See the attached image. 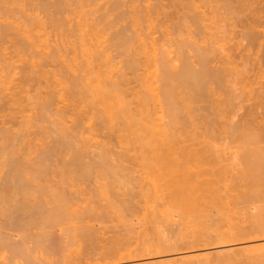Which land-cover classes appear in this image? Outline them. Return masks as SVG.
Here are the masks:
<instances>
[{
    "label": "bare ground",
    "instance_id": "1",
    "mask_svg": "<svg viewBox=\"0 0 264 264\" xmlns=\"http://www.w3.org/2000/svg\"><path fill=\"white\" fill-rule=\"evenodd\" d=\"M3 2L4 0H0V2ZM9 1V0H8ZM37 1V0H36ZM39 1V0H38ZM63 1V0H62ZM70 1V0H69ZM82 1H84V0H81L80 2H82ZM88 1H90V3H92V2H98V0L96 1V0H88ZM131 0H129L128 2H130ZM132 1H134V0H132ZM146 1V0H145ZM148 2L147 3H149V4H147L146 3V5H143V3L142 4H140L141 5V8H142V5H143V9H145L146 7H147V9L146 10H149V11H152L153 9H156V7L157 6H155V4L157 3H155L154 2V7L152 8V6H153V3H152V5H151V8H150V1H152V0H147ZM155 1V0H154ZM161 1H163L164 2V0H161ZM169 0H167V2H168ZM177 0H173V4L171 5V3H172V0H170V2H168V3H170V4H168V5H171V6H174V8H176L177 9V6H178V4H179V6H181V8L180 9H182L183 10V12H181V10H180V14H182V13H184V14H186L185 16H186V18L189 16L188 14V12L190 11V16L187 18V19H192V21H193V18H194V21H195V23H192L193 25L195 24H197L195 27H193L194 29H193V31H195L197 28H199L200 26L202 27V23H203V20L205 21V19L204 18H206V17H208L209 16V14H206L205 13V15H208V16H205L204 14H202L201 12V10H199V11H201V12H199L200 14H198V16H195V15H197L196 13H198V11H197V8L199 7V5H197L195 2H193V0H185L186 2L184 3V2H179L178 3V1H180V0H178L177 2H176ZM181 1H183V0H181ZM217 3H216V2ZM57 2H59V1H57ZM56 2V3H57ZM64 2V1H63ZM124 2H127L126 0L124 1ZM123 2V0H122V2L120 1V0H113L112 1V4L109 6L110 8H108L109 9V11L110 12H113V11H117L118 10V8H119V6L121 5L120 3H124ZM135 2H137V0L135 1ZM134 2V3H135ZM166 2V1H165ZM178 3V4H176V3ZM188 2V3H187ZM207 2V1H206ZM214 2L216 3V5H218L217 6V8L219 7H221V5H223V7H221V9L223 8V9H227L226 10V12L229 10L230 12H229V16H225V14H224V16L226 17L225 19H226V21L228 22H226L227 23V25H228V27H231V30H229L230 31V33H233L234 34V37H235V42L233 43V47H232V45H231V49L228 47H226V48H223L222 46H221V48H223V49H221L220 50V48H219V51L218 52H222V51H225L224 53H222V54H217V53H215V50H217V49H214L213 47H211V46H209V48L207 47L208 46V44H207V46L205 45H203V46H201V47H199V46H197L198 45V43L197 42H199V41H197V42H191V43H193L191 46H189L188 48H190L191 47V49H190V51L191 52H193L192 54H193V56H192V58H190L189 57V55L187 56L186 55V53H185V55L184 54H181L180 55V65H181V67L180 68H174V67H172V65L173 64H171L172 63V59H170V61H168L167 62V60H166V58H167V56H166V52L164 53V52H162V54H160V53H157V55L155 54V55H151V56H154L153 58H152V60L154 61V63H158V64H160V67H161V71L159 70V72H161V74H160V77L158 76V78H156V79H158L159 80V82L157 81V80H155V81H157L159 84H158V86L156 85V87L154 86H152V85H147V83H146V85H145V87L148 89V90H146L144 93L146 94V97H151V95H150V92H151V94L152 93H154L153 91L154 90H156V91H158V94L159 95H161L160 97L162 98L161 99V101H160V98H159V102H157V104L159 105L158 107H159V111L161 112V113H159V114H157L156 113V116H157V118L156 117H153L152 118V115L153 114H151L149 111H147V109L145 110V103H144V100H143V98L145 97L144 95V93L141 91V89L137 92V91H134V89L132 88L131 90H129V91H131V92H128V84H130V81L133 79V77L134 76H130L131 78H127V76H126V78H125V76H124V74H121V73H119L118 75H114L115 73V70H114V72H111L110 70H109V72H108V70H105V69H103L102 70V66H104V63H102L103 61H100L102 58V56H101V54L102 53H98V52H96V49H90L91 51H93V50H95V51H93V52H89L88 53V51L87 50H84V51H87V54H89V55H87L86 53V55L88 56V57H86V59L84 58V60H83V62L81 63H79V61H78V63L79 64H74L75 65V67H76V69H72L71 67H69L68 69L69 70H67V72L69 73V74H71V79H70V76H68L69 77V79L70 80H73V81H71V82H73V83H75V86L77 87V86H80V88L82 87V88H84V91L87 93V96L86 95H84L83 96V92L81 93L80 91V89H79V92L78 93H76V94H78L79 95V93L80 94H82V95H80V97L81 96H83V98L85 97V98H88V100L86 99L85 101H87V103L85 104L83 101V103H84V105H86V108H84V107H80L81 105H78L77 103H79V100H78V102L75 104V106L73 107L72 105H70V106H72L71 108L72 109H69L70 107H68L69 106V103H65V105L66 104H68V106L66 105V106H64V104L62 105V106H58L59 104H56L55 103V101H56V99H57V97H59V99L58 100H60V96H59V94L58 93H60L61 92V90H62V87H61V90L60 91H58V93L56 94V92H57V90H55L56 88H58V85H61V84H59L58 82H56L55 83V81H51V73L53 74L54 73V71L52 72H50V71H48V70H46L45 71V69L43 70V71H38V70H36L37 68H35L36 66L35 65H33V64H31L30 63V61L29 60H27L26 62H28V64L30 63V65L27 67V66H25V67H20V68H22V69H20L21 71H22V73H21V71H19V73H20V75L19 74H17V79H18V76H19V80H20V82H18L17 83V85H19V83L21 84V83H23V85L21 84V86H18V90H13V89H16L17 88V86H15V87H13L12 86V88H8L7 86H6V88H5V90H6V94H4V93H2V91H1V89H0V93L1 94H3L2 96H3V99L1 100V101H3V103L2 104H0V106H1V110H0V123H1V126H0V172H1V168H3L2 166H5L7 169L5 170H3L2 171V173H0L1 175H0V214H3V215H5L4 217L5 218H3V216L1 217V218H3V219H0V248H3L2 246H7V248L9 247V249H7L5 246H4V248H6V249H0V251H2V252H4V251H6L8 254H10L12 257H11V259L12 260H14V261H16V256H17V258L19 257V255L22 257L23 256V258H24V256H25V258H28L27 257V254L29 253L28 252V248H26L27 250H24V248H23V246L25 245V244H29V245H33V246H35L36 245V247H37V251L40 249L41 251H44V249H45V251L47 252L48 251V249H50L51 248V245H52V248L54 249V247H53V243L52 242H50V241H54V240H52V239H50V238H52V233L49 235V233L47 234L46 233V231L48 232V230L51 228V227H53V225L56 223V227H58V225H57V223H59V222H63V221H66V220H69L70 218H77V219H79L80 220V222H74V223H76V224H78V225H76V224H74L75 226H79L80 224L79 223H81V220L82 221H84V218H86L87 220H89V218L91 217V218H94L95 219V222H96V220H101L102 219V221L101 222H103V224H104V221H103V219H104V217L106 216L107 217V219H109V217L108 216H110V214L111 213H113V214H117V212H120V211H125V209L127 210V211H130V214H132V211H137V210H135V205L134 206H132L131 204H128V205H131V206H128L127 204L123 207L124 209H121L120 207H119V205H118V209H117V205H115L114 206V204L113 205H111L110 203V205L111 206H113L112 208H111V206L109 207V205H108V202H107V207H104L105 208V211H103V212H101V211H98V209H96V207L95 206H88L87 205V203H85L86 204V206L84 207V208H81V210H79L78 211V209L80 208V204H78L77 202H76V204H78L79 205V208H77L76 209V207L77 206H73L74 204H75V202H74V199L75 198H77L78 196V194H79V197L81 196L80 194H82V193H80V192H77V191H75V190H67L66 188V185L69 187V185H70V183L71 182H74L75 183V181H81L82 180V182L83 181H87L90 177H91V173H92V171H91V168L93 167V169L92 170H94L95 171V167L97 168V167H100V169H101V172H100V170L98 171L97 169V176H98V178L97 179H99V177H102L103 175L102 174H105V172L108 170V165H107V162L111 159V157H113V160L112 161H114V160H123L124 161V159L127 157V151L129 150V148H126V150H125V152H123V153H119L118 155H116V154H113V153H111L110 151H112V150H109V152H106L104 155H101V157H100V161H99V164H97V162H95L94 161V163H96V165L97 166H95V164L92 162V163H90L91 165L90 166H88V165H86V166H80L79 167V174H77V176H72L76 171H74L73 169H75L76 168V166L79 164V163H77V161L76 160H80L81 159V155L80 154H77V155H74V156H72V157H69V159L68 160H63V161H66L65 162V165H67V164H69V165H71L72 167L74 166V163L72 162V160H75L76 161V163H75V167H73V168H69V166H67V170H66V167H65V165H64V163H62L64 166H63V168L65 169H63V168H61L62 170H64V171H61L62 173H63V176H62V173H61V176L63 177V179H61L60 181H58V182H52V180L50 179V177L51 176H49L48 174H52V173H50L51 171H52V169H51V167H55V165L57 166V164H59L58 162L60 161L59 160V154H61V152L62 151H64L67 147H69L70 145V147L73 149V146L72 145H76V146H78L79 144H81V143H79V142H82V138H84V137H82L81 138V134H83L84 133V129L86 130V129H91V128H86L85 127V123L86 122H89L90 120H91V122H92V120L94 119V120H96V119H98V120H100V122H98L99 124V126H101L100 128L102 129V128H107V129H109V130H111V132H110V134L112 133V135H110L109 134V136H112V137H117V139L118 138H122L121 139V141L123 140V137H120L121 135H123L124 134V131L126 132L125 134H124V136L126 137H130V139L129 138H127L126 140L128 141V139L129 140H131L132 139V142H130V144L132 143L133 144V140H134V142L136 141H138V140H140L141 141V149H140V151L139 152H141L140 154L142 155L141 157L143 158V159H145V158H150V159H152L155 163L152 165V164H147L146 162V164L147 165H145V163H143L144 165H145V167H148V168H155V166H159V162H162V161H160L161 160V158H162V160H163V158L165 157V155L167 156V155H170V154H176V152H178V154L179 153H181L182 154V156L185 154V149H186V147L188 146V145H186V146H182V147H180L179 145V143H181V142H185L186 140H181L182 138H184L185 137V135L187 136L186 137V139L187 138H189V137H191V136H194L193 134L195 133V132H197L198 131V129L197 130H195L194 131V127H193V131H192V129L190 130H188L186 127H187V125L188 126H190L191 124L192 125H197L196 124V122L198 121H196V119H195V117L193 118L192 117V119H193V122L191 121V119L189 118V117H191V116H189L188 117V115H187V117L190 119H188L187 117L185 118V121L183 120V118L185 117H183L181 114H182V112H183V115H185L184 113H185V109H187V107L189 106V101L187 100V99H189L190 98V96L193 94L194 96H196V98H197V96H198V98H211V97H209L210 95H212V96H214L216 93H218V89H221L222 87H223V91H225V92H227V93H230V95H231V93H232V97L230 98H227V100L225 99L224 101H227L229 104L227 105V104H224L223 102L224 101H222V103H223V105L224 106H222L221 105V103H220V101L221 100H223V99H221V98H219V96H216V99H214L215 98V96L212 98V99H214V101L212 102L211 100H209V102L211 103L210 104V106H212V104H216V106L217 107H214V105H213V107L214 108H212L211 109V107H209V109H211V110H213V109H215L216 108V110H214L215 112H212L211 110H209V112H212V113H214L215 115L221 110V109H223V110H225L226 108H229V109H227V110H229V111H227V112H230V113H233V115H234V113H236V112H238L239 110L241 111V110H243L242 111V113L240 114V116H238V113H237V116H238V118L239 119H241L243 122H242V124H240L238 121H240V120H238L237 118H236V115H234V117L236 118V122H238V123H232L230 126H231V128H230V130H231V132L232 133H230V130L227 128L226 130H225V128L226 127H221V125H223V123L222 122H224V121H222L221 123L222 124H220V130L223 128V132H224V130L226 131L225 132V134L224 133H222V131H220V130H218V127H219V125H218V122H219V120H216V117L218 116L219 118H220V116H221V114L224 112V113H226L225 111H223L222 113L220 112L219 113V115H217L216 117H215V115H214V117H213V115L212 114H210L209 112H207L206 114H202L200 117L199 116H197V119H199V121L202 119V121H201V123L203 124V126L201 125V127H203V128H199V126H198V128L200 129L198 132V134H199V136H202V135H204V136H202V137H204L205 139H206V137H207V139L206 140H208V138H209V140L210 139H213V141L211 140L210 142H209V140L207 141L209 144L210 143H212V142H214V140H215V138H217V141H223L222 139H225L226 141H227V138H229L230 136H231V134L232 135H234V136H236V134H234V133H237V137H238V139L240 140V138L239 137H241V141L244 139V140H246L247 138L248 139H250L248 136V134H250V130H251V132L252 131H256V129H257V131H259L260 130V133L259 132H255L254 134L256 135V137L257 138H255V139H258V137L260 138V139H262L263 141H264V112H262L261 110H263L264 109V0H214ZM222 2V3H221ZM5 3V2H4ZM11 3V2H10ZM13 3V2H12ZM50 3V2H49ZM54 3H55V1H54ZM83 3V2H82ZM81 3V4H82ZM84 3H86V0H85V2ZM88 3V2H87ZM99 3V2H98ZM132 3V2H131ZM133 3V4H134ZM159 3H162V2H159ZM187 3V6L185 5ZM221 3V4H220ZM1 4V3H0ZM15 4V3H14ZM58 4V3H57ZM65 4H66V1H65ZM94 4V3H93ZM97 4V3H96ZM133 4H131V5H133ZM137 4H138V2H137ZM164 4V3H163ZM166 4V6H167V3H165ZM165 4H164V8H166V6H165ZM185 5V6H183V5ZM189 4V5H188ZM209 4V3H208ZM6 5V4H5ZM10 5V4H9ZM40 5V4H39ZM38 5V6H39ZM48 5V4H47ZM61 5V4H60ZM59 5V6H60ZM89 5V4H88ZM100 5V4H99ZM103 5V4H102ZM130 5V6H131ZM135 5V4H134ZM133 5V7H134V9H135V7L136 6H134ZM157 5V4H156ZM162 5V4H161ZM215 5V6H216ZM15 6V5H14ZM17 6V5H16ZM51 6V5H50ZM80 6V5H79ZM125 6H127L126 4H125ZM138 6V5H137ZM159 6V5H158ZM176 6V7H175ZM205 6V5H204ZM210 6V5H209ZM212 6H213V4H212ZM52 7V6H51ZM55 7H56V4H55ZM162 7H163V5H162ZM162 7H160V8H162ZM168 7V6H167ZM185 7V8H184ZM200 7H201V5H200ZM200 7L198 8V9H200ZM211 7V6H210ZM4 8V7H3ZM7 8H8V6H7ZM38 8V7H37ZM80 8V7H79ZM83 8V7H82ZM100 8V7H99ZM128 8H130V7H128ZM132 8V7H131ZM140 8V7H139ZM187 8V9H186ZM213 8V7H212ZM219 8H218V10H219ZM120 9V8H119ZM138 9V8H137ZM168 9V8H167ZM173 9V8H172ZM178 9H179V7H178ZM178 9H177V11H178ZM185 9V10H184ZM206 9V8H205ZM208 9V8H207ZM2 10H4V9H2ZM7 11L9 10V9H6ZM5 10V11H6ZM65 10V9H64ZM102 10V9H101ZM156 10H158V9H156ZM155 10V12H157ZM165 10V9H164ZM193 10V11H192ZM211 10H213V9H211ZM99 11H100V9H99ZM115 11V12H116ZM133 11V10H132ZM159 11H160V9H159ZM157 12V13H160V12ZM187 11V12H186ZM208 11V10H207ZM214 11V10H213ZM222 11V10H221ZM1 12V11H0ZM24 12V11H23ZM63 12V11H62ZM167 12V11H166ZM169 12V11H168ZM168 12H167V14H168ZM173 12V11H172ZM195 14H194V13ZM204 12V11H203ZM4 13V12H3ZM6 13V12H5ZM99 13V12H98ZM103 13V12H102ZM107 14H108V12H106ZM171 13V12H170ZM176 13H178V12H176ZM216 14L217 13H219V11L218 12H215ZM214 13V14H215ZM0 14H2V13H0ZM50 14V13H49ZM107 14H106V16H105V18L106 17H108V20H109V16H107ZM118 14H120V13H118ZM134 14V13H133ZM173 14H174V12H173ZM179 14V13H178ZM183 14V15H184ZM192 14V15H191ZM202 14V15H201ZM28 15V14H27ZM30 15V14H29ZM36 15V14H35ZM51 15V14H50ZM108 15H110V13L108 14ZM160 15H161V13H160ZM170 16L172 15V14H169ZM176 15L177 14H175L174 15V17H176ZM199 15H201V16H203V17H201V16H199ZM228 15V14H227ZM5 16V15H4ZM24 16H26V14L24 15ZM59 16H61V15H59ZM146 15H144V17H145ZM152 16V15H151ZM162 16V15H161ZM164 16V15H163ZM184 16V17H185ZM193 17V18H190V17ZM8 17V16H7ZM15 17V16H14ZM23 17V16H22ZM46 17V16H45ZM44 17V19H46ZM65 17V16H64ZM103 17H104V15H103ZM110 17H111V15H110ZM117 17H120V16H117ZM142 17V16H141ZM144 17H142V18H144ZM153 17V16H152ZM173 17V16H172ZM182 17V16H181ZM183 17V18H184ZM217 17H219L218 15H217ZM24 18V17H23ZM29 18V17H28ZM61 18V17H60ZM81 18V17H80ZM116 18V17H115ZM146 18V17H145ZM147 18L149 19V17L147 16ZM156 17H154V19H155ZM157 18H159V16L157 17ZM170 18V17H169ZM203 18V19H202ZM222 18V17H221ZM39 19V18H38ZM62 19V18H61ZM70 19V18H69ZM85 19V18H84ZM173 19V18H172ZM18 20V19H17ZM23 20V19H22ZM25 20V19H24ZM29 20V24L27 25V26H24V29H23V27H21V26H19L18 24H13V23H11V24H8L7 22L5 23V21H4V24H0V57L1 56H5L6 55V53H7V55H8V52H6V50L10 47L11 48V46H12V48H14V49H16V50H18V46L19 45H17V47H16V44H20V50L19 51H16V50H13L12 52H16V56H17V54H18V52H20L21 50L23 51V50H26L27 48H30V47H37V45H36V43H37V38H38V36L40 35H34L33 33H35V25H39V23L41 22V20H40V22H39V20H36L35 18H29L28 19ZM95 20V19H94ZM112 20H114V18H112ZM112 20L110 21V22H112ZM156 20H159V19H156ZM190 20H188V21H190ZM206 20H207V18H206ZM221 20V19H220ZM83 21V20H82ZM96 21V20H95ZM100 21V20H99ZM99 21L96 23V26H97V24L99 25ZM150 21H151V23L153 22L151 19H150ZM150 21H149V23H150ZM192 21H190V22H192ZM193 21V22H194ZM196 21H198V22H196ZM210 21V20H209ZM3 22V21H2ZM16 22V21H15ZM20 22V21H19ZM54 22V21H53ZM69 22V21H68ZM80 22V21H79ZM159 22V21H158ZM200 22V24L198 25V23ZM10 23V22H9ZM37 23V24H36ZM42 23V22H41ZM49 23V22H48ZM52 23V22H51ZM61 23V22H60ZM70 23V22H69ZM114 23V22H113ZM160 23V22H159ZM184 23V22H183ZM186 23V22H185ZM207 23V22H206ZM210 23V22H209ZM87 24V23H86ZM92 24V23H91ZM104 24V23H103ZM102 24V25H103ZM107 24V23H106ZM161 24V23H160ZM181 24V23H180ZM24 25V24H23ZM52 25V24H51ZM54 25V24H53ZM80 25V24H79ZM182 25V24H181ZM191 25V24H190ZM206 25V24H205ZM208 25V24H207ZM35 26V27H34ZM56 25H54V27H55ZM71 26V25H70ZM88 26V25H87ZM93 26H95V25H93ZM92 26V27H93ZM96 26L91 30V34H89L87 31H86V36H87V40H91L92 38H94V37H96V33H98L97 32V29H96ZM192 26V25H191ZM52 27V26H51ZM77 27V26H76ZM82 27V26H81ZM91 27V28H92ZM143 27V26H142ZM166 27V26H165ZM176 27V26H175ZM181 27V26H180ZM186 27V26H185ZM190 27V26H189ZM200 27V28H201ZM208 27V26H207ZM226 27V26H225ZM65 28V27H64ZM84 28H87V27H84ZM84 28H83V30H84ZM111 28H113V27H111ZM126 28V27H125ZM144 28V27H143ZM143 28H141L142 29V31H143ZM95 29V30H94ZM115 29V28H114ZM169 29H171V28H169ZM176 29V28H175ZM230 29V28H229ZM55 30V29H54ZM57 30V29H56ZM79 30V29H78ZM82 30V31H83ZM89 30V29H88ZM108 30V29H107ZM182 30V29H181ZM201 30V29H200ZM17 31V32H16ZM65 31V30H64ZM66 31H67V29H66ZM69 31V30H68ZM133 31V30H132ZM185 31V30H184ZM189 31H191V30H189ZM224 31V30H223ZM223 31H221V32H223ZM227 30H225V32H226ZM36 32H37V30H36ZM90 32V31H89ZM112 32V31H111ZM122 32H124V31H122ZM166 31H164V33H165ZM188 32V31H187ZM225 32H223V33H225ZM18 33H20L21 34V37L19 36L20 34H18ZM67 33V32H66ZM104 33V32H103ZM113 33V32H112ZM118 33V32H117ZM120 33V32H119ZM146 33L147 32H145V36H146ZM163 33V34H164ZM169 33V32H168ZM56 34V33H55ZM71 34V33H70ZM102 34V33H101ZM139 34V33H138ZM166 34V33H165ZM193 34H194V32H193ZM200 34V33H199ZM16 35V36H15ZM73 35H74V33H73ZM85 35V34H84ZM111 35V34H110ZM115 35H118V34H116L115 33ZM121 35V34H120ZM119 35V36H120ZM124 35V34H123ZM136 35V34H135ZM161 35H162V33H161ZM15 36V39L17 40H15L13 37ZM42 36V35H41ZM40 36V37H41ZM82 36H83V34H82ZM98 36V35H97ZM119 36H117V37H119ZM125 36V35H124ZM123 36V37H124ZM144 36V35H143ZM211 36V35H210ZM103 37V36H102ZM136 37H138V36H136ZM179 37V36H178ZM46 38V37H45ZM56 38V37H55ZM96 38H98V37H96ZM105 38V37H104ZM120 38H122V36L121 37H119V39ZM145 38H148L147 36L145 37ZM144 38V39H145ZM166 38H167V36H166ZM170 38V37H169ZM224 38L225 39H227V38H229L228 36L226 37V35H224ZM232 38V37H231ZM230 38V40H232L233 41V39H231ZM48 39V38H47ZM57 39V38H56ZM95 39V38H94ZM110 39V38H109ZM118 39V40H119ZM124 39V38H123ZM123 39H121V40H123ZM144 39L142 40H140L141 41V46H143V48H144V51L146 52V50L148 49L147 48V43L148 42H146V41H148V40H146L145 39V41H144ZM186 39V38H185ZM208 39V38H207ZM216 39H220V38H216ZM215 39V40H216ZM221 39H223V38H221ZM12 40H14V41H12ZM39 40H40V38H39ZM41 40H42V38H41ZM101 40V39H100ZM104 40V39H103ZM117 40V39H116ZM120 40V41H121ZM127 39H125V41L123 40V42H127L126 41ZM184 40V39H183ZM193 40H195V39H193ZM196 40H198V38L196 39ZM210 40H211V38H210ZM44 41H45V39H44ZM48 41V40H47ZM54 41V40H53ZM56 41V40H55ZM175 41H178V40H175L174 39V42H172V43H175ZM187 41V40H186ZM227 41V40H226ZM13 42V43H12ZM39 42V41H38ZM43 42V41H42ZM41 42V43H42ZM95 42H97V41H95ZM98 42H100V41H98ZM106 42V41H105ZM104 42V43H105ZM179 42V41H178ZM203 42V41H202ZM206 42V41H205ZM210 42V41H209ZM230 42V41H229ZM8 43H12V45H9V47L8 46H6L5 44H8ZM16 43V44H15ZM43 43H45V42H43ZM42 43V45H44ZM49 43V42H48ZM66 43V42H65ZM92 43V42H91ZM107 43V42H106ZM140 43V42H139ZM190 43V42H189ZM207 43V42H206ZM205 43V44H206ZM53 44V43H52ZM62 45H64V41L61 43ZM83 44V43H82ZM81 44V45H82ZM85 44H87L86 42H85ZM85 44H84V46H85ZM89 44V43H88ZM99 44H101V43H99ZM108 44V43H107ZM177 44V43H176ZM175 44V45H176ZM204 44V43H203ZM14 45H15V47H14ZM55 45V44H54ZM53 45V46H54ZM59 45V44H58ZM93 45V44H92ZM98 45V44H97ZM103 45V44H102ZM150 45H151V43H150ZM212 45V44H211ZM45 46L47 47V49L49 48V44H47V42H46V45H44V48H45ZM56 46V45H55ZM87 46V45H86ZM94 46V45H93ZM93 46H91V47H93ZM149 46V45H148ZM192 46L194 47V48H192ZM21 47H22V49H21ZM60 47V46H59ZM59 47L58 48H56V51L54 52L55 54H56V52H57V54L58 53H60L61 51H62V49H61V51H60V49H59ZM64 47V46H63ZM95 47H96V45H95ZM179 47V46H178ZM181 47V46H180ZM211 47V48H210ZM32 48H30V49H32ZM41 48V47H40ZM65 48V47H64ZM71 48V47H70ZM83 48V47H82ZM108 48V47H107ZM141 48V47H140ZM202 48H205V49H202ZM29 49V50H30ZM53 49V48H52ZM59 49V50H58ZM75 49V48H74ZM105 49V48H104ZM115 49V48H114ZM152 49V48H151ZM168 49V48H167ZM175 49H177V48H175ZM179 49V48H178ZM69 50V49H68ZM99 50V49H98ZM108 50H109V48H108ZM121 50V49H120ZM180 50V49H179ZM185 50V49H184ZM186 50H189V49H186ZM59 51V52H58ZM76 51V50H75ZM181 51V50H180ZM26 52V51H25ZM25 52H22L23 54L25 53ZM72 51L70 50V53H71ZM108 52V51H107ZM142 52V51H141ZM148 52V51H147ZM146 52V53H147ZM184 52V51H183ZM188 52V51H187ZM45 53V52H44ZM77 53V52H76ZM83 53V52H82ZM152 53V52H151ZM181 53V52H180ZM190 53V52H189ZM12 54V53H11ZM27 54V53H26ZM73 54H75V53H73ZM158 54H160L159 56H158ZM191 54V55H192ZM215 54H217V55H215ZM64 55V54H63ZM62 55V56H63ZM79 55V54H78ZM81 55V54H80ZM106 55V54H105ZM15 56V55H14ZM28 56V55H27ZM52 56H53V53H52ZM51 55H49V53H48V55H46V62H48V63H46L45 62V60H44V64H50V61H53V60H49V59H51V58H53ZM85 56V55H84ZM5 57H7V56H5ZM4 57V58H5ZM11 57V56H10ZM9 57V55H8V57L7 58H5V59H11ZM20 57H23V55L21 56V52H20ZM36 57V56H35ZM51 57V58H50ZM54 57H56L55 55H54ZM61 57V56H60ZM64 57H68V56H65L64 55ZM73 57V56H72ZM83 57V56H82ZM16 58V57H15ZM24 58V57H23ZM39 58H40V56H39ZM79 58V57H78ZM80 58H81V56H80ZM126 58V57H125ZM3 59V58H2ZM5 59H3V60H5ZM9 59H8V61H9ZM19 59V58H18ZM17 59V60H18ZM29 59V58H28ZM57 59V58H56ZM145 59V58H144ZM192 59V60H191ZM55 60V59H54ZM77 60V59H76ZM82 60V59H81ZM149 60V59H148ZM177 61H179L178 59H176ZM14 61V60H13ZM21 61V60H20ZM24 60H22V62L21 63H26L25 61L23 62ZM34 61V60H33ZM69 61V60H68ZM72 61V60H71ZM105 61V60H104ZM142 61H143V59H142ZM54 62H56V61H53V63ZM67 62V61H66ZM65 62V63H66ZM110 62V61H109ZM112 62V61H111ZM127 62V61H126ZM145 62V61H144ZM196 63V66H197V69H195L192 65L193 64H191V63ZM1 63V62H0ZM10 63V62H9ZM14 62H12L11 61V63H10V65L12 64V66H10V67H15L14 66V64H13ZM60 63V62H59ZM63 63V62H62ZM61 63V64H62ZM70 63V62H69ZM7 65H8V63H6ZM41 64V63H40ZM43 64V65H44ZM57 64V63H56ZM124 64V63H123ZM130 64H131V66H134V65H136V62H130ZM148 64V63H147ZM1 65V64H0ZM66 65V64H65ZM72 65V64H71ZM106 65H107V63H106ZM110 65V64H109ZM24 66V65H23ZM51 66V65H50ZM54 66H55V63H54ZM115 66V65H114ZM4 67V66H3ZM2 67V68H3ZM9 67V68H10ZM62 67V66H61ZM105 67H107V66H105ZM109 67V66H108ZM112 67V66H111ZM143 67H144V65H143ZM157 67H159V66H157ZM159 67V68H160ZM199 67V68H198ZM8 68V67H7ZM13 68H12V70H13ZM16 68H18V66L17 67H15L14 69H16ZM28 68V69H27ZM44 68V67H43ZM62 68H65V67H62ZM133 68V67H132ZM136 68V67H135ZM19 69V68H18ZM39 70L41 69V67H39L38 68ZM48 69V68H47ZM49 69H51V68H49ZM60 69V68H59ZM65 69H67V68H65ZM110 69V68H109ZM126 69H127V67H126ZM1 70V69H0ZM6 70V69H5ZM10 70V69H9ZM25 70V71H24ZM42 70V69H41ZM64 70V69H63ZM112 70V69H111ZM122 70V69H121ZM133 70V69H132ZM145 70H146V67H145ZM155 70V69H154ZM16 71V70H15ZM45 71V72H44ZM61 71V70H60ZM123 71V70H122ZM2 72V71H1ZM48 72H50V73H48ZM59 72V71H58ZM62 72V71H61ZM127 72V71H126ZM136 72V71H135ZM16 73H18V72H16ZM57 73V72H56ZM65 73V72H64ZM114 73V74H113ZM123 73H125V72H123ZM10 74V73H9ZM13 74H14V72H13ZM69 74H67V75H69ZM137 74H138V72H137ZM151 74V73H150ZM149 74V75H150ZM15 75V74H14ZM53 75H55V74H53ZM66 75V74H65ZM148 75V76H149ZM152 75V74H151ZM11 76H13V75H11ZM89 76V77H88ZM144 76V75H143ZM156 76V75H155ZM21 77H22V79H21ZM53 77V76H52ZM59 77V76H58ZM140 77V76H139ZM147 76H145L144 78L145 79H147L146 78ZM154 77V76H153ZM227 77L228 78H231V85L228 87L227 85H228V82H226V80H228L227 79ZM3 78V77H2ZM144 78H143V80H144ZM149 78H151V77H149ZM60 80H61V78H59ZM85 79V80H84ZM141 79V78H140ZM139 79V80H140ZM6 80H7V78H6ZM18 80V81H19ZM84 80V81H83ZM149 80V79H148ZM153 80V79H152ZM152 80H151V82H152ZM230 80V79H229ZM1 81V80H0ZM65 81H66V79H65ZM134 81H135V79H134ZM7 82V81H6ZM82 82H84L85 83V86H84V83L82 84ZM129 82V83H128ZM133 82V81H132ZM131 82V83H132ZM146 82V81H145ZM154 82V81H153ZM225 82H226V84H225ZM2 83H5V82H2ZM81 83V84H80ZM144 83V82H143ZM142 83V84H143ZM149 83V82H148ZM53 84H54V86H53ZM58 84V85H57ZM67 84H68V82H67ZM78 84V85H77ZM157 84V83H156ZM215 84V86L214 87H212L213 85ZM4 85V84H3ZM16 85V84H15ZM126 85H127V87H126ZM134 85V84H133ZM152 86V87H151ZM137 87H138V85H137ZM140 87V86H139ZM211 87H212V89H214V91L217 89V87H218V89H217V91H216V93L214 94L213 92H212V89H211ZM10 89H12V91H10ZM60 89V88H59ZM71 89V88H70ZM129 89H130V87H129ZM4 89H3V91H5ZM29 90H33V91H35V94H31V95H27L29 92ZM72 90V89H71ZM83 90V89H82ZM7 91H8V93H7ZM63 91V90H62ZM144 91V90H143ZM148 91V92H147ZM66 92V91H65ZM185 92H186V94H185ZM222 92V91H221ZM140 93H142V95L143 96H141L140 95ZM184 93V95H182ZM210 93H213V94H210ZM234 93V94H233ZM62 94V93H61ZM69 94V93H68ZM73 94V93H72ZM149 94V96H147ZM158 94H154V95H152L153 97H159V95ZM4 95H6L5 96V98H4ZM56 95H58L57 97H56ZM67 95V94H66ZM70 95V94H69ZM78 95H76V97H78ZM218 95V94H217ZM220 95V94H219ZM1 96V95H0ZM2 96H1V98H2ZM74 96V95H73ZM128 96H129V98H128ZM188 96H189V98H188ZM66 97V96H65ZM64 97V98H65ZM67 97H70V96H67ZM79 97V98H80ZM149 97V98H150ZM217 97H218V99H217ZM56 98V99H55ZM62 98V97H61ZM75 98V97H74ZM67 99V98H66ZM73 99V98H72ZM81 99H82V97H81ZM134 99H136L137 101H135ZM145 99V98H144ZM147 99V98H146ZM152 99V98H151ZM158 99V98H157ZM156 99V100H157ZM219 99H221L219 102H218V100ZM229 99H230V101H229ZM65 100V99H64ZM69 100V99H68ZM148 100V99H147ZM155 100V99H154ZM163 100V101H162ZM177 100H178V102L180 101V100H184L183 102H184V104L182 105V106H180V107H178L179 106V103L180 104H182L181 102L182 101H180L179 103L177 102ZM202 100V99H201ZM218 102V105H217V103H216V101ZM5 101V102H4ZM62 100H60V102H61ZM65 101H67V100H65ZM192 101H193V99H192ZM208 101V100H207ZM24 102H26L27 103V107H25L23 104H25ZM58 102V101H57ZM73 102V101H72ZM81 102V101H80ZM136 102H138V103H136ZM202 102V101H201ZM133 103H135L136 104V106H135V104H134V106L133 107H131V105L133 104ZM70 104H73V103H70ZM81 104V103H80ZM177 104V105H176ZM26 105V104H25ZM74 105V104H73ZM185 105H188V106H185ZM198 105V104H197ZM209 105V104H208ZM225 105H227V107L225 106ZM83 106V105H82ZM162 106H164L165 107V109H166V113L165 112H163L164 111V109L162 108ZM76 107V108H75ZM138 107V108H137ZM184 107H185V109H184ZM192 107V106H191ZM223 107V108H222ZM80 108H81V110H83V111H81L80 110ZM191 109V108H190ZM259 109H261L259 112H258V110ZM28 110H29V112H28ZM81 112H80V111ZM198 110V109H197ZM204 110V109H203ZM205 110H207V109H205ZM73 111V112H72ZM264 111V110H263ZM26 112H28V115L26 114ZM31 112V113H30ZM186 112H188V111H186ZM190 112H192L191 110H190ZM196 112V111H195ZM194 112V113H195ZM209 113V114H208ZM166 114V115H165ZM193 114V113H192ZM51 115H56V117H60L58 120H55V124H54V126H55V129H54V132L58 135L57 136V138H56V140L55 141H52V144L50 145L49 144V142H48V144L47 143H43V144H39V145H37V143H36V141H37V139L38 138H40L39 137V135H41V131H43V130H41V129H43L44 128V123H46L47 122V119H49V117L51 116ZM58 115V116H57ZM204 115V116H203ZM208 115V116H207ZM232 115V114H231ZM254 115H256V116H254ZM169 117V121H170V125L172 126L173 125V129L172 128H170V127H168L167 128V123L164 121V117ZM181 116V117H180ZM223 116V115H222ZM225 116V115H224ZM230 116V115H229ZM55 117V116H54ZM166 117V118H167ZM199 117V118H198ZM217 117V118H218ZM228 117V116H227ZM233 117V118H234ZM255 117H256V119H255ZM201 118V119H200ZM229 118V117H228ZM50 119H52L51 117H50ZM49 119V120H50ZM68 119V120H67ZM187 119L189 120V121H187ZM226 119V118H225ZM232 119V118H231ZM230 119V120H231ZM259 119V120H258ZM168 120V119H167ZM234 120V119H233ZM67 121H68V123H67ZM218 121V122H217ZM50 122H51V120H50ZM52 122H53V120H52ZM241 122V121H240ZM54 123V122H53ZM187 123V125H185V124ZM200 123V124H201ZM217 123V124H216ZM94 124V123H93ZM93 124H92V126H93ZM216 124V125H215ZM225 124H228V123H226L225 122ZM238 124H240V125H238ZM44 125V126H43ZM89 125V127L91 126V124H88ZM156 126V129H158V130H156L155 129V126ZM194 125V126H195ZM218 125V127L217 128H215L216 126ZM15 126H18V128L16 127L15 128ZM53 126V127H54ZM91 126V127H92ZM94 126H95V124H94ZM169 126V125H168ZM213 126H215L214 128H213ZM223 126H225V125H223ZM43 127V128H42ZM85 127V128H84ZM88 127V126H87ZM96 127H97V125H96ZM255 127H257V128H255ZM191 128V127H190ZM196 128H197V126H196ZM195 128V129H196ZM52 129V128H51ZM171 129V130H170ZM203 130V133L205 132V134H203L202 133V130ZM215 129L217 130V131H220L221 132V135L219 136V133L218 134H216L217 133V131H215ZM259 129V130H258ZM99 130V129H98ZM140 130V132H141V134H139V131ZM170 130V131H169ZM173 130V131H172ZM182 130H187V134H185V132L184 131H182ZM229 130V131H228ZM92 131V130H91ZM123 132L122 134L120 133V132ZM53 132V133H54ZM83 132V133H82ZM96 132H97V130H96ZM138 132V133H137ZM182 132L184 133V134H182ZM52 133V132H51ZM120 133V134H119ZM128 133V135H126ZM230 133V134H229ZM55 134V135H56ZM91 134V133H90ZM139 134V135H138ZM196 134V133H195ZM222 134H224V136L222 135ZM228 134V135H227ZM43 135V134H42ZM41 135V137L43 138V136ZM95 135V134H94ZM138 135V136H137ZM184 135V136H183ZM251 135H253V132L251 133ZM250 135V136H251ZM258 135V136H257ZM52 136H53V134H52ZM84 136H86V134L84 135ZM91 136V135H90ZM119 136V137H118ZM137 138H135V137ZM182 136V137H181ZM189 136V137H188ZM196 136V135H195ZM198 136V135H197ZM107 137H108V135H107ZM125 137H124V139H125ZM218 137H219V140H218ZM233 137V136H232ZM42 138H40L41 140H42ZM53 138V137H52ZM51 138V139H52ZM94 138V137H93ZM194 138V137H193ZM193 138H190V141L191 140H193ZM196 138V137H195ZM198 138V137H197ZM54 139V138H53ZM52 139V140H53ZM85 139V138H84ZM199 139V138H198ZM234 139V138H233ZM237 139V140H238ZM255 139H251V141H253V143H251L253 146H250L251 144H248V146H247V144H245L246 142H248V140H246V141H244L245 143L243 144L245 147H243L242 146V143H241V141H239L240 143L239 144H241V147H242V149L239 147V146H237V144H236V146L238 147H236L235 145H233V146H235L238 150H237V153H238V151H239V149H241L240 151H239V153L240 154H238V156H237V154H236V150L235 151H230V150H228V151H230V152H226L225 150H223V152H220V153H218L219 151H217L216 153L215 152H213V149L212 150H209V151H212V152H206V153H211V155H213L214 156V158H212V160H211V157L209 158V157H206L205 158V156L204 155H201V157L203 156L204 158H201L202 160H203V165H207V163H204V160L205 161H207L208 162V159H210L209 160V164H212V165H214V166H217V167H214L213 168V170H214V172L212 171V173H211V177L209 176L210 175V173L209 172H211V171H208V170H212V168H210V166H207V169L206 170H204V171H206V173L208 174H206L205 172H203L204 173V175L206 174V179H204V181L206 180V182H204L203 180V184H201L200 182V184H199V186L197 185H195L196 186V188H194L193 190L191 189V187H190V185H188V187H190V191H187L185 188H186V186H185V188L184 187H178L179 189L181 188V190H183V192L181 191V190H179V189H177V188H175V189H177L178 191H180V192H182V194L183 193H185V195L183 196L182 194V196L181 195H179V196H181V197H179V198H182V197H185V198H183V199H175V200H173L172 201V203H173V205L175 206V205H177L176 206V208L177 209H180L181 211L183 210H185V211H187L186 213L188 214H186V216H189L190 218H189V220L191 219V217H193L194 215H195V217L194 218H198L199 219V221H200V225L201 226H203V224H205L206 223V221H208L209 222V220H211V218H212V220L214 219V217H216V215L218 216V218L219 219H221V218H223L224 216V214H225V212H226V210H228V209H226L227 208V205L225 206L224 205V203L225 202H223L224 201V199H223V193H221L222 191L220 190V193H219V189H217V188H215V185L217 184V186H218V184H219V182L220 183H223L222 181H224L225 180V178H223V176L225 175V172H226V169H227V167H225L224 166V169L222 168L223 166H221V165H219V162H220V160H221V162H222V159H220L219 160V155H221L222 157L221 158H224L223 160L224 161H226V159L227 158H232V160H234V161H236V160H238L237 162V164H236V162H235V168L237 167L236 165H238V166H240V167H237L235 170H237L235 173H234V175H235V178L236 179H234V183H235V181H239L240 182V185H242V188H244V189H242L243 190V192H241V193H239L238 194V196L239 195H241V196H239V197H242V199L244 198V199H246V200H248V199H250V202H252L251 201V199H258V200H260V198L261 199H263V202H264V145L263 146H258L256 143L254 144V140ZM260 139H258V141L257 140H255V141H257V142H260ZM40 140V141H41ZM66 140V141H65ZM108 140L110 141V139L108 138ZM126 140H124V142H126ZM194 140H196V139H194ZM205 140V141H206ZM228 140H230V139H228ZM85 141V140H84ZM83 141V142H84ZM120 141V140H119ZM120 141V142H121ZM187 141H189V139L187 140ZM186 141V142H187ZM199 141V140H198ZM197 141V143L198 144H200L199 142ZM226 141H224V144L226 143ZM233 141V140H232ZM263 141H261V142H263ZM123 142V141H122ZM123 142V144H126V143H124ZM204 142V141H203ZM206 142V144L205 145H207L208 143ZM250 142V141H249ZM42 143V142H41ZM128 143V142H127ZM205 143V142H204ZM238 143V142H237ZM94 144V143H93ZM122 144V143H121ZM208 144V145H209ZM223 144V145H224ZM227 144V143H226ZM233 144H235V143H233ZM262 144V143H261ZM47 145V146H46ZM69 145V146H68ZM99 145H100V143H99ZM129 145V144H128ZM185 145V144H184ZM211 145V144H210ZM209 145V146H210ZM88 146V145H87ZM90 146V145H89ZM88 146V147H89ZM247 146V147H246ZM184 147V148H183ZM205 147H207L208 148V146H205ZM214 147V146H213ZM232 147V146H231ZM78 148V147H77ZM77 148H75V149H77ZM86 148V147H85ZM98 148V147H97ZM121 148V147H120ZM188 148H190V146H188L187 147V149ZM191 148H193V147H191ZM188 149L189 151L190 150H192V151H190V153H192L193 152V149ZM197 148V147H196ZM199 148H201V147H199ZM207 148H204V145H203V147L201 148V149H207ZM210 148H211V146H210ZM209 148V149H210ZM84 149V148H83ZM111 149V148H110ZM186 149V150H187ZM67 150H69V148H67ZM71 150V149H70ZM78 150V149H77ZM184 151V153H182L183 151ZM188 150H187V152H188ZM196 150V149H195ZM195 150H194V152H195ZM208 150V149H207ZM215 151H216V149H214ZM217 150H218V148H217ZM75 151V150H74ZM73 151V152H74ZM85 151V150H84ZM130 151V150H129ZM198 151V150H197ZM202 152H203V150H201ZM76 152V151H75ZM81 152V151H80ZM91 152H93V151H91ZM90 152V154H92ZM113 152V151H112ZM133 152V151H132ZM192 153V155L194 156L196 153H198V152H196V153ZM200 152V151H199ZM201 152V154H203V153H205V151L202 153ZM65 153H66V151H65ZM68 153V152H67ZM98 153H100V152H98ZM115 153V152H114ZM135 153V152H134ZM228 153H229V156H228ZM69 154V153H68ZM139 154V155H140ZM174 154V155H175ZM178 154H176V155H178ZM208 154V155H209ZM219 154V155H218ZM67 155V154H66ZM85 155V154H84ZM191 155V156H192ZM197 155V154H196ZM208 155H206V156H208ZM235 155V156H234ZM79 156V157H78ZM173 156V155H172ZM188 156V155H187ZM190 156V155H189ZM198 157H199V155H197ZM210 156V155H209ZM216 156H217V158H216ZM232 156H234V158L236 159H233V157ZM129 157V156H128ZM174 157V156H173ZM70 158H71V160H70ZM87 158V157H86ZM95 158H97V157H95ZM110 158V159H109ZM115 158V159H114ZM182 158V157H181ZM197 158V157H196ZM229 158V159H230ZM65 159V158H64ZM99 159V158H98ZM128 159V158H127ZM155 159V160H154ZM171 159V158H170ZM207 159V160H206ZM218 159V160H217ZM61 160H62V156H61ZM86 160H88V159H86ZM175 160H177V158L175 159ZM199 160H200V158H199ZM74 161V162H75ZM98 161V160H97ZM122 161V162H123ZM219 161V162H218ZM223 161V162H224ZM227 161H228V159H227ZM226 161V162H227ZM230 161V160H229ZM81 162V161H80ZM83 162V161H82ZM86 162V161H85ZM120 162V161H119ZM163 162H164V160H163ZM169 162V161H168ZM178 162V161H177ZM198 162V161H197ZM196 161H195V164L197 163ZM212 162V163H211ZM220 162V163H221ZM84 163V162H83ZM112 163V162H111ZM135 163V162H134ZM165 163V162H164ZM172 163V162H171ZM175 163V162H174ZM186 163V162H185ZM200 163V162H199ZM4 164V165H3ZM81 164V163H80ZM79 164V165H80ZM92 164H94V166L92 165ZM188 164V163H187ZM60 165H61V163H60ZM113 165V164H112ZM161 165V164H160ZM182 165V164H181ZM194 165V164H193ZM198 165V164H197ZM205 165V166H206ZM231 165V164H230ZM141 166H142V164H141ZM184 166H185V164H184ZM183 166V167H184ZM233 166V165H232ZM4 167V168H5ZM78 167V166H77ZM82 167V168H81ZM102 167V168H101ZM175 168H176V166H174ZM180 167V166H179ZM186 167V166H185ZM188 167V166H187ZM187 167H186V169L184 168L183 170L181 169V167L180 168H176V169H181V171H179V176L182 174V173H180V172H186L187 171ZM211 167H213V166H211ZM114 168H115V166H114ZM125 168H126V166H125ZM158 167H156V169H157ZM160 168V167H159ZM209 168V169H208ZM217 168V169H216ZM103 169V170H102ZM130 168H128V170H129ZM135 169V168H134ZM155 169V170H156ZM176 169H175V171H176ZM234 169V168H233ZM60 170V169H59ZM76 170H78V169H76ZM104 170H106V171H104ZM148 170V169H147ZM160 170V169H159ZM186 170V171H185ZM225 172H224V171ZM229 170V169H228ZM150 171V170H149ZM163 171V170H162ZM161 171V172H162ZM173 172H174V170H172ZM189 171V170H188ZM188 171H187V173H188ZM233 171V170H232ZM52 172H54V171H52ZM58 172V171H57ZM78 172V171H77ZM96 172V171H95ZM103 172V173H102ZM134 172V171H133ZM153 172L155 173V171L153 170ZM167 172V171H166ZM177 172V171H176ZM190 172V171H189ZM224 172V173H223ZM55 173V172H54ZM100 173V174H99ZM130 173V172H129ZM159 173V172H158ZM164 173V172H163ZM178 173V172H177ZM187 173H185V174H187ZM198 173H199V170H198ZM197 173V174H198ZM227 173V172H226ZM94 174V173H93ZM107 174V173H106ZM164 174H166V173H164ZM169 174V173H168ZM189 174V173H188ZM187 174V175H188ZM200 174V173H199ZM49 176V179L51 180H49L48 178H46V176ZM54 175V174H53ZM100 175H102V176H100ZM138 175V174H137ZM141 175V174H140ZM154 175V174H153ZM158 175V174H157ZM156 175V176H157ZM170 175H171V173H170ZM195 175V174H194ZM96 176V177H97ZM131 176V175H130ZM155 176V175H154ZM155 176V177H156ZM167 176V175H166ZM186 176V175H185ZM189 177H190V175H188ZM95 177V176H94ZM137 177V176H136ZM183 178L182 179H184V182H182V180L179 182V183H181V184H184V185H186V182H191L192 180H191V178H187V180L185 179V177H184V175L182 176ZM226 177V176H225ZM232 177V176H231ZM55 178V177H54ZM105 178V177H104ZM181 178V177H180ZM92 179H93V177H92ZM97 179H95V180H97ZM133 179V178H132ZM197 179H198V177H197ZM196 179V180H197ZM207 179H209L208 181H207ZM227 179V178H226ZM233 178H231V179H229L228 181H231V183L230 182H228L227 181V185H228V187H227V185H226V187L228 188V190H232V189H229V185L231 184V187L230 188H232V186H233V180H232ZM58 180V179H57ZM90 180V179H89ZM88 180V181H89ZM170 180V179H169ZM194 180V179H193ZM43 181V182H42ZM56 181V180H55ZM100 182V181H99ZM238 182V183H239ZM79 183V182H78ZM77 183V184H78ZM88 183V182H87ZM170 183V182H169ZM194 183V182H193ZM229 183V184H228ZM233 183V184H232ZM141 184V183H140ZM196 184V183H195ZM235 184H237V183H235ZM178 185V184H177ZM193 185V184H192ZM225 185V184H224ZM59 188H58V187ZM62 186V187H61ZM104 186V185H103ZM179 186H180V184H179ZM220 186H221V184H220ZM66 187V188H65ZM141 187H143V185L141 186ZM159 187V186H158ZM174 187V186H173ZM176 187V186H175ZM225 187V186H224ZM70 188V187H69ZM101 188V187H100ZM104 188V187H103ZM185 189V191H184V189ZM193 188V187H192ZM58 191H57V190ZM60 189H63L64 190V192H62L63 190H60ZM141 190H142V188H140ZM226 189V188H225ZM61 192H60V191ZM127 190V189H126ZM158 190V189H157ZM227 189H226V191H228ZM68 191V192H67ZM87 193V192H86ZM169 193V192H168ZM179 193V192H178ZM88 194V193H87ZM91 194V193H90ZM108 194V193H107ZM180 194V193H179ZM235 194H236V192H235ZM93 195V194H92ZM126 195H127V193H126ZM86 196V195H85ZM96 196V195H95ZM123 196V195H122ZM121 196V197H122ZM158 196V195H157ZM115 197V196H114ZM133 197V196H132ZM170 198H171V196H169ZM134 198H135V196H134ZM87 199L88 198H86V201H87ZM95 199V198H94ZM109 199V198H108ZM187 199V200H186ZM79 200L80 201H82L80 198H79ZM90 200V199H89ZM102 200V199H101ZM111 200V199H110ZM115 200V199H114ZM130 200V199H129ZM163 200V199H162ZM170 200H172V199H170ZM75 201H76V199H75ZM77 201H78V199H77ZM97 201V200H96ZM178 201V202H177ZM226 201V200H225ZM92 202V201H91ZM255 202H257V200H255ZM260 202H262V201H260ZM80 203V202H79ZM93 203V202H92ZM96 203V202H95ZM94 203V204H95ZM131 203V202H130ZM248 203V202H247ZM254 203V202H253ZM75 204V205H76ZM89 204V203H88ZM121 204V203H120ZM138 204V203H137ZM245 204V203H244ZM48 205H53V206H48ZM258 205H260V204H258ZM262 205V204H261ZM264 205V204H263ZM263 205H262V210H261V212H263V215H262V213L261 214H259L260 215V217H259V215L258 214H256L255 213V217H254V219L257 217L256 215H258V217H257V224L254 226V227H256V229L258 230V231H260V232H262V231H264V207H263ZM97 206V205H96ZM82 207V206H81ZM114 207L117 209H114ZM162 207V206H161ZM224 207H226V208H224ZM255 207V206H254ZM261 207V206H260ZM72 208L73 209H75V211L74 210H72ZM101 208H102V206H101ZM107 208H108V211H106L107 210ZM110 208V209H109ZM256 208V207H255ZM120 209V210H119ZM134 209V210H133ZM161 209H165V208H161ZM161 209H157V210H160L159 211V213L162 211ZM257 209V208H256ZM112 210V211H111ZM115 210H116V212H115ZM119 210V211H118ZM139 210V209H138ZM157 210H153V211H157ZM166 210V209H165ZM163 211V212H166V211ZM171 210V209H170ZM180 210H179V212H180ZM254 210V209H253ZM258 210V209H257ZM74 211V212H73ZM98 211V212H97ZM109 211H110V214H109ZM184 211V212H185ZM163 212H161V213H163ZM183 212V213H184ZM75 213V214H74ZM135 213H137V212H135ZM154 213V212H153ZM156 213H158V212H156ZM182 213V212H181ZM195 213V214H194ZM74 214V215H73ZM86 214V215H85ZM121 214V213H120ZM125 214V213H124ZM129 214V213H128ZM164 214V213H163ZM191 214V215H190ZM194 214V215H193ZM215 214V215H214ZM108 215V216H107ZM133 215V214H132ZM158 215V214H157ZM165 215V214H164ZM166 215H167V212H166ZM174 215V214H173ZM214 215V216H213ZM262 215V216H261ZM71 216H74V217H71ZM86 216H90V217H86ZM116 216H118V215H116ZM123 216H126V214L125 215H123ZM154 216H155V213H154ZM159 216V215H158ZM178 216H180V215H178ZM185 216V217H186ZM105 217V218H106ZM120 217V215L118 216V217H114L113 216V219H115V218H118V219H120L119 218ZM112 218V217H111ZM121 218H123V217H121ZM181 218V217H180ZM225 218V217H224ZM85 219V222L87 221ZM93 219V220H94ZM106 219V220H107ZM153 219H155V218H153ZM193 219V218H192ZM219 219L217 220V218H216V220H217V222H214L215 221V219L210 223V225L211 224H213V222H214V224L213 225H215L216 226V224H218V221H219ZM91 221V223L92 222H94V221ZM111 220V219H110ZM188 220V219H187ZM194 220V219H193ZM115 221V220H114ZM113 221V222H114ZM117 221V220H116ZM192 221V220H191ZM221 221V220H220ZM255 221V220H254ZM253 221V222H254ZM89 222H90V220H89ZM109 222V221H108ZM111 222H112V220H111ZM190 222V221H189ZM198 222V221H197ZM196 222V223H197ZM67 223V225L68 226H70V225H72V223L69 225V222H66ZM90 223V224H91ZM188 223V222H187ZM216 223V224H215ZM107 224V223H106ZM198 224V223H197ZM254 224V223H253ZM36 225H37V227H38V225L39 226H41V227H49L48 228V230H46V228H45V230L46 231H44V230H42V229H44V228H40V230L37 228V230H39V232H41V230L42 231H44L46 234H47V237L49 238V236H51L49 239H50V241H48L49 239L48 238H46V234L44 235L43 234V237H45L44 239H42L40 236L42 235V234H40V235H37V237L39 236L40 238H41V241H43L44 242V244H45V246L48 244V243H50L51 245H49L48 247V249L47 248H40V245H39V247L37 246V244H39V242L37 241H35V243L33 242L35 239H33L32 238V236H34L33 234H35L36 235V233H34V228H36ZM59 225L60 226H62V228L65 226H63L62 225V223L60 224L59 223ZM65 226V228L64 229H67L66 227H68V226ZM73 225V227L72 228H74L75 229V226ZM100 225V224H99ZM35 226V227H34ZM54 226V227H55ZM206 226V225H205ZM208 226V225H207ZM206 226V227H207ZM34 227V228H33ZM53 227V228H54ZM71 227V226H70ZM69 227V228H70ZM91 227V226H90ZM30 228H33V229H30ZM53 228H51V231H52V229ZM60 228V227H59ZM62 228H60V231L62 232H64V231H66V230H61ZM92 228H93V225H92ZM100 228V227H99ZM196 228V227H195ZM199 228V227H198ZM198 228H197V230H198ZM211 228V227H210ZM209 228V229H210ZM91 229V228H90ZM87 226H85L84 228H81V230H82V232H86V234H87V231H88V233H89V230H90ZM28 230H34V231H32L33 232V234L31 235V237L30 238H27V237H25V236H28L29 235V231ZM69 230V229H68ZM71 230V229H70ZM69 230V231H70ZM80 230V229H79ZM78 229L75 231V230H72L74 233L75 232H80ZM98 230V229H97ZM26 231H28L27 233H28V235L26 234ZM50 231V232H51ZM71 231V232H72ZM38 232V231H37ZM39 232H38V234H39ZM60 232V235H63L62 233ZM68 232V231H67ZM71 232H69L70 234H72ZM81 232V233H82ZM96 232V231H95ZM65 233V232H64ZM69 233H68V235H69ZM80 233V234H81ZM91 233V235L89 236L88 234H87V236H85L84 237V233H82L81 235H83V238L81 237L80 239H84V241L83 242H85L86 241V243H87V241L88 240H86L87 238H89L90 239V237L92 236V231L90 232ZM89 233V234H90ZM67 233H65V235H66ZM76 234V233H75ZM74 234V236L73 235H69L68 237L70 238L71 237V239L72 240H74L75 239V241H77V239H76V236L78 237V233L75 235ZM96 234V233H95ZM95 236V235H94ZM15 237L17 238V240L15 239ZM37 237H34V238H36V240H38L37 239ZM38 237V238H39ZM62 237V236H61ZM67 237V238H68ZM93 237V236H92ZM63 238V237H62ZM79 238V237H78ZM30 240L31 239V241H30V243H29V241L27 242L26 240ZM33 239V240H32ZM48 239V240H47ZM80 239H78V240H80ZM91 239H95V238H91ZM44 240H46V243H45V241ZM60 240H61V238H60ZM26 243H25V242ZM39 241H40V239H39ZM74 241V243L75 244H77L76 242ZM80 242H82V240L80 241ZM79 242V243H80ZM88 242H90V241H88ZM32 243H34V244H32ZM78 243V244H79ZM85 243V244H86ZM56 244H59V243H56ZM83 244V243H82ZM81 244V245H82ZM84 244V245H85ZM118 244V243H117ZM87 245H88V243H87ZM90 245H91V242H90ZM92 246V245H91ZM63 247V246H62ZM84 247V246H83ZM264 249V246H261V249ZM63 249H64V247H63ZM89 249V248H88ZM7 250H9L10 252H8ZM30 250V249H29ZM65 250V252H66V249H64ZM32 251V253H34L35 252V254L37 253V251H34L33 252V250H31ZM59 251V250H58ZM62 250H60L59 252H61ZM71 251V250H70ZM113 251V250H112ZM26 252H27V254H26ZM40 252V251H39ZM45 252V253H46ZM76 252H77V249H76ZM114 252V251H113ZM31 253V252H30ZM73 253H75V251L74 250H72V252L71 253H67V255H64V256H66V259L65 260H63V259H58V261H59V263H58V261H56L55 259H53V261L52 260H50V259H48V261L50 262H47L48 264H53V262H54V264H55V262H56V264H61L60 263V261H62V264H65V263H72V264H74V263H76V262H78V260H79V262H81L82 260H80L79 258L80 257H83L82 256V254H77V253H75V254H73ZM78 253H81V251L79 252V250H78ZM65 254V253H64ZM69 254V255H68ZM72 254V256H74V257H72V256H70ZM77 254V255H76ZM28 255H30V254H28ZM84 255V254H83ZM37 256V255H36ZM70 256V257H69ZM78 258H77V257ZM8 257V256H7ZM10 257V256H9ZM9 257L7 258L8 259V261L7 262H9V261H11V263H13L12 262V260L10 259L9 260ZM13 257H14V259H13ZM21 257H19V261L17 262L16 261V263L15 264H35V262L31 259L32 257L30 256V258H28L27 259V261H25L26 259H23L24 261H21L22 260V258ZM39 257V256H38ZM42 258H44V257H42ZM32 261H31V260ZM39 259V258H38ZM263 259V261H264V258H262ZM37 260V259H36ZM40 260H41V258L39 259V261H37L38 263L40 262ZM55 260V261H54ZM77 260V261H76ZM46 261H47V259H46ZM45 261V262H46ZM75 261V262H74ZM225 261V260H224ZM21 262H25V263H21ZM32 262H34V263H32ZM37 262H36V264H37ZM63 262H65V263H63ZM2 264H3V262H1ZM5 263V262H4ZM11 263H7V264H11ZM40 263H42L43 264V260H41V262ZM39 263V264H40ZM6 264V263H5ZM45 264V263H44ZM261 264H264V263H261Z\"/></svg>",
    "mask_w": 264,
    "mask_h": 264
},
{
    "label": "rangeland",
    "instance_id": "2",
    "mask_svg": "<svg viewBox=\"0 0 264 264\" xmlns=\"http://www.w3.org/2000/svg\"><path fill=\"white\" fill-rule=\"evenodd\" d=\"M54 1H55V3H54ZM57 1H59V2H57ZM64 1V2H63ZM4 0L3 2L1 1L0 3V13H2V14H0V24H4V21H5V23L7 22L8 24H11V23H13V24H20L19 26H21V27H23V29H24V26H27L29 23V18L31 19V18H35L36 20H39V22H40V20H41V22L39 23V25H35L34 27V29H35V33H33L34 35H39L38 36V40H37V43H36V45H37V47L35 46V47H30V48H32V49H30V48H27L26 50H21L20 52H21V56L23 55V57H20V52H18V54H17V56H16V52H12L13 50H16V49H14V48H12V43H8V44H5L6 46H8L9 47V45H12L11 46V48L9 47L7 50H6V52H8V55H9V57L11 58V59H9V61H8V59H5V58H7L8 57V55H7V53H6V55L5 56H7V57H3V56H1L0 57V89H1V91H2V93H4V94H6V90H5V88H6V86L8 87V88H12V86L13 87H15V86H17V88L16 89H13V90H18L19 88H18V86H21V84L23 85V83H19V85H17V83L18 82H20V80H19V76H18V79H17V74H19L20 75V73H19V71H21L20 69H22V68H20V67H25V66H29L30 65V63L31 64H33V65H35L36 67L35 68H37L36 70H38V71H43L44 69H45V71L46 70H48V71H54V73L53 74H55V75H53L52 73H51V81H55V83L56 82H60L59 84H61V85H58V88H56L55 90H57V92H56V94L58 93V91H60L61 90V87H62V90H61V92L60 93H58L59 94V96H60V100H62L61 102H60V100H58L59 99V97H57L58 95H56V97H57V99H56V101H55V103L56 104H59L58 106H62L63 104H64V106H68V104H66L65 105V103H69V106L68 107H70L69 109H72L71 107L73 106H75V104L78 102V100H79V103H77L78 105H81L80 107L82 108V107H84V108H86V105H84V103L86 102L87 103V101H85L86 99L88 100V98H85L86 96H87V93L84 91V88H80V86H75V83H73V82H71V81H73V80H70L71 79V77L73 76H71V74H69L68 72H67V70H69L68 68L69 67H73L72 69H76V67H75V65L74 64H79L80 62L82 63L83 62V60H84V58L86 59V57H88L87 55H89V54H87V51H88V53L89 52H93V51H95V50H93V51H91L90 49H96V52H98L99 54L100 53H102L101 54V60L100 61H103L102 63H104V66H102V70L103 69H105V70H108V72H109V70L111 71V72H114V70H115V76L116 75H118L119 73H121V74H124V76H125V78H126V76H127V78H131L132 76H134L133 77V79L130 81V84H128L129 86H128V92H131V91H129V90H131L132 88L134 89V91H139L140 89H141V91L144 93L146 90H148L146 87H145V85H146V83H147V85L149 86V85H152L153 87L155 86L156 87V85L158 86V82H159V80L158 79H156V78H158V76L160 77V74H161V72H159V70L161 71V67H160V64H158V63H154V61L152 60V58L154 57V56H151L152 54L153 55H157V53H160V54H162V52H166V56H167V58H166V60H167V62L168 61H170V59H172L173 61H172V63L171 64H173L172 65V67H174L175 69L176 68H180L181 67V65H180V55L181 54H184L185 55V53H186V55L188 56L189 55V57L190 58H192V56H193V52H191L190 51V49H191V47L190 48H188L189 46H191L193 43H191L192 41L193 42H197V41H199V42H197L198 43V45L197 46H199V47H201V46H207V44H208V48H209V46H211V47H213L214 49H217V50H215V53H219V54H222V53H224L225 51H220V52H218L219 51V48H220V50L221 49H223V48H226L228 45V47L230 48L231 47V45H232V47H233V43L235 42V37H234V34L233 33H230V31L229 30H231V27H228V25H227V21H226V17L227 16H229V10L226 12V8L225 9H221V7H223V5H221V7L219 8V10H218V8H217V6L219 5H216V3L214 2V0H193V2H195L197 5H199V7H200V5H201V7H200V9H198L197 8V11H198V13H196L197 15H195V16H198V14H200L199 12H201L202 14H204L205 15V13L206 14H209V16L208 15H205V16H208V17H206L207 18V20H206V18H204L205 19V21L203 20V25H202V27L200 28H197L195 31H193V27H195L192 23H195V21H194V16L192 17H190V18H193V21H192V19L190 20V19H187L189 16H190V11L188 12L189 14V16L186 18V14H184V13H182V14H180L181 12H183V10L182 9H180L181 8V6H179V2H186L185 0H183V1H178V3H176V4H178V6H177V9H178V7H179V9H178V11H177V9L176 8H174V6H171L174 2H173V0H172V3L170 2V0L168 1V2H170L171 3V5H168V4H170V3H168L167 2V0H164V2L163 1H161V0H152V1H150V8H151V5H152V3H153V6H152V8L154 7V2L157 4H155V6H157L156 7V9H158V10H156V9H153L152 11H149V10H146L147 9V7L145 8V9H143L144 7H143V5H146V3L148 2L147 0L145 1V0H137V2H138V4H137V2H135L136 0H134V1H130V2H128L129 0H126L127 2H124L125 0H123V4L122 3H120L121 5L119 6V8H118V10L115 12V11H113V12H110L109 11V9L108 8H110L109 6L112 4V1L113 0H98V2H92V3H90V1H88V0H86V3H84L85 2V0L84 1H82V2H80L81 0ZM65 1H66V4H65ZM97 1V0H96ZM116 1V0H115ZM121 2H122V0H120ZM166 1V2H165ZM189 1V0H188ZM207 1V2H206ZM219 1V0H218ZM5 2V3H4ZM11 2V3H10ZM13 2V3H12ZM50 2V3H49ZM58 4H57V3ZM88 2V3H87ZM132 2V3H131ZM135 2V3H134ZM159 2H162V3H159ZM15 3V4H14ZM82 3V4H81ZM94 3V4H93ZM97 3V4H96ZM111 3V4H110ZM135 5H134V4ZM143 3V5H142V8H141V5L140 4H142ZM165 3H167V6H166V4H165V6H166V8H164V4ZM188 3V2H187ZM187 3L185 4L186 6H187ZM209 3V4H208ZM222 3V2H221ZM220 3V4H221ZM6 4V5H5ZM10 4V5H9ZM40 4V5H39ZM48 4V5H47ZM55 4H56V7H55ZM61 4V5H60ZM89 4V5H88ZM100 4V5H99ZM103 4V5H102ZM125 4L127 5V6H125ZM131 4H133L134 6H136L135 7V9H134V7H133V5H131ZM147 4H149V3H147ZM163 5V7H162V5ZM212 4H213V6H212ZM15 5V6H14ZM17 5V6H16ZM39 5V6H38ZM52 7H51V6ZM60 5V6H59ZM80 5V6H79ZM131 5V6H130ZM138 5V6H137ZM159 5V6H158ZM183 5V4H182ZM185 5H183V6H185ZM189 5V4H188ZM205 5V6H204ZM211 7H210V6ZM216 5V6H215ZM7 6H8V8H7ZM220 6V5H219ZM4 7V8H3ZM38 7V8H37ZM80 7V8H79ZM83 7V8H82ZM100 7V8H99ZM128 7H130V8H128ZM132 7V8H131ZM140 7V8H139ZM160 7H162V8H160ZM176 7V6H175ZM213 7V8H212ZM138 8V9H137ZM168 8V9H167ZM173 8V9H172ZM185 8V7H184ZM206 8V9H205ZM208 8V9H207ZM2 9H4V10H2ZM6 9H9L8 11L6 10ZM65 9V10H64ZM99 9H100V11H99ZM102 9V10H101ZM111 9V8H110ZM159 9H160V11H159ZM165 9V10H164ZM187 9V8H186ZM211 9H213V10H211ZM6 10V11H5ZM133 10V11H132ZM155 10L158 12H160L161 13V15H160V13H157V12H155ZM180 10H181V12H180ZM185 10V9H184ZM199 10H201V11H199ZM208 10V11H207ZM222 10V11H221ZM24 11V12H23ZM63 11V12H62ZM168 12V14H167V12ZM174 12V14H173V12ZM193 11V10H192ZM204 11V12H203ZM219 11V13H215V12H218ZM4 12V13H3ZM6 12V13H5ZM99 12V13H98ZM103 12V13H102ZM106 12H108V14L110 13V15H111V17H110V15H108ZM171 12V13H170ZM176 12H178V13H176ZM187 12V11H186ZM51 15H50V14ZM118 13H120V14H118ZM134 13V14H133ZM194 13V12H193ZM215 13V14H214ZM26 14V16H24ZM28 14V15H27ZM30 14V15H29ZM36 14V15H35ZM106 14H107V16H109V20L111 21L112 20V18H114V20H112V22H110L109 20H108V17H106L105 18V16H106ZM169 14H172L171 16L169 15ZM175 14H177L176 15V17H174V15ZM184 14V15H183ZM195 14V13H194ZM201 14V15H202ZM224 14H225V16H224ZM228 14V15H227ZM5 15V16H4ZM59 15H61V16H59ZM103 15H104V17H103ZM144 15H146L145 17H144ZM153 17H152V16ZM164 15V16H163ZM192 15V14H191ZM201 15H199V16H201ZM217 15L219 16V17H217ZM8 16V17H7ZM15 16V17H14ZM24 18H23V17ZM46 16V17H45ZM65 16V17H64ZM117 16H120V17H117ZM144 17V18H142V17ZM147 16L149 17V19L147 18ZM159 16V18H157ZM173 16V17H172ZM182 16V17H181ZM185 16V17H184ZM29 17V18H28ZM44 17L46 18V19H44ZM62 19H61V18ZM81 17V18H80ZM116 17V18H115ZM154 17H156L155 19H154ZM170 17V18H169ZM184 17V18H183ZM201 17H203V16H201ZM222 17V18H221ZM39 18V19H38ZM70 18V19H69ZM85 18V19H84ZM173 18V19H172ZM18 19V20H17ZM23 19V20H22ZM25 19V20H24ZM96 21H95V20ZM150 19L153 21L152 23H151V21H150ZM156 19H159V20H156ZM203 19V18H202ZM221 19V20H220ZM83 20V21H82ZM100 20V21H99ZM188 20H190V21H192V22H190V21H188ZM210 20V21H209ZM3 21V22H2ZM16 21V22H15ZM20 21V22H19ZM54 21V22H53ZM70 23H69V22ZM80 21V22H79ZM99 21V25L97 24V26H96V23ZM149 21H150V23H149ZM161 23H159V22ZM10 22V23H9ZM49 22V23H48ZM52 22V23H51ZM61 22V23H60ZM96 22V23H95ZM114 22V23H113ZM184 22V23H183ZM186 22V23H185ZM196 22H198V21H196ZM207 22V23H206ZM210 22V23H209ZM227 22V23H226ZM87 23V24H86ZM92 23V24H91ZM104 23V24H103ZM107 23V24H106ZM182 25H181V24ZM24 24V25H23ZM37 24V23H36ZM52 24V25H51ZM56 25L55 27H54V25ZM80 24V25H79ZM103 24V25H102ZM192 26H191V25ZM200 24V22L198 23V25ZM206 24V25H205ZM208 24V25H207ZM71 25V26H70ZM88 25V26H87ZM93 25H95L96 26V29H97V32L98 33H96L97 35H96V37H98V38H96V37H94V38H92L90 41L89 40H87V36H86V31L89 33V34H91V30L95 27V26H93ZM201 25V24H200ZM52 26V27H51ZM77 26V27H76ZM82 26V27H81ZM93 26V27H92ZM144 28H143V27ZM166 26V27H165ZM176 26V27H175ZM181 26V27H180ZM186 26V27H185ZM190 26V27H189ZM208 26V27H207ZM226 26V27H225ZM65 27V28H64ZM84 27H87V28H84ZM92 27V28H91ZM111 27H113V28H111ZM126 27V28H125ZM83 28H84V30H83ZM115 28V29H114ZM141 28H143V31H142V29ZM169 28H171V29H169ZM176 28V29H175ZM230 28V29H229ZM55 29V30H54ZM57 29V30H56ZM66 29H67V31H66ZM79 29V30H78ZM89 29V30H88ZM108 29V30H107ZM182 29V30H181ZM201 29V30H200ZM36 30H37V32H36ZM65 30V31H64ZM69 30V31H68ZM83 30V31H82ZM95 30V29H94ZM133 30V31H132ZM185 30V31H184ZM189 30H191V31H189ZM224 30V31H223ZM225 30H227L226 32H225ZM90 31V32H89ZM113 33H112V32ZM122 31H124V32H122ZM164 31H166L165 33H164ZM188 31V32H187ZM221 31H223V32H225V33H223V32H221ZM17 32V31H16ZM67 32V33H66ZM104 32V33H103ZM118 32V33H117ZM120 32V33H119ZM145 32H147L146 33V36L148 37V38H145L146 36H145ZM169 32V33H168ZM193 32H194V34H193ZM56 33V34H55ZM71 33V34H70ZM73 33H74V35H73ZM102 33V34H101ZM115 33L116 34H118V35H115ZM139 33V34H138ZM161 33H162V35H161ZM164 33V34H163ZM200 33V34H199ZM18 34H20V33H18ZM82 34H83V36H82ZM85 34V35H84ZM111 34V35H110ZM121 34V35H120ZM125 36H124V35ZM136 34V35H135ZM42 35V36H41ZM120 35V36H119ZM144 35V36H143ZM211 35V36H210ZM224 35H226V37L228 36L229 38H227V39H225L224 38ZM16 36V35H15ZM15 36L13 37L14 39H15ZM20 37H21V34L19 35ZM41 36V37H40ZM103 36V37H102ZM117 36H119V37H121L122 36V38H120L119 39V37H117ZM124 36V37H123ZM136 36H138V37H136ZM166 36H167V38H166ZM179 36V37H178ZM46 37V38H45ZM57 39H56V38ZM105 37V38H104ZM170 37V38H169ZM232 37V38H231ZM18 38V37H17ZM16 38V39H17ZM39 38H40V40H39ZM41 38H42V40H41ZM48 38V39H47ZM110 38V39H109ZM124 38V39H123ZM146 39V40H148V41H146V42H148L147 43V50H146V52L144 51V48H143V46H141L142 44H141V39L143 40V39ZM186 38V39H185ZM198 38V40H196ZM208 38V39H207ZM210 38H211V40H210ZM216 38H220V39H216ZM221 38H223V39H221ZM230 38L231 39H233V41L232 40H230ZM15 39V40H16ZM44 39H45V41H44ZM101 39V40H100ZM104 39V40H103ZM117 39V40H116ZM119 39V40H118ZM121 39H123L124 41H125V39H127L126 41L127 42H123V40H121ZM140 39V40H139ZM145 39H144V41H145ZM174 39L175 40H178V41H175V43H172V42H174ZM184 39V40H183ZM193 39H195V40H193ZM216 39V40H215ZM18 40V39H17ZM16 40V41H17ZM48 40V41H47ZM54 40V41H53ZM56 40V41H55ZM121 40V41H120ZM187 40V41H186ZM227 40V41H226ZM12 41H14V40H12ZM39 41V42H38ZM45 42V43H43V42ZM64 41V45H62L61 43ZM95 41H97V42H95ZM98 41H100V42H98ZM108 43H106V42ZM203 41V42H202ZM207 43H206V42ZM210 41V42H209ZM230 41V42H229ZM15 42V41H14ZM44 44V45H46V42H47V44H49V48L47 49V47L45 46V48H44V45H42V43ZM49 42V43H48ZM66 42V43H65ZM85 42L87 43V44H85ZM92 42V43H91ZM105 42V43H104ZM140 42V43H139ZM190 42V43H189ZM233 42V43H232ZM53 43V44H52ZM83 43V44H82ZM89 43V44H88ZM99 43H101V44H99ZM150 43H151V45H150ZM177 43V44H176ZM204 43V44H203ZM206 43V44H205ZM16 44V43H15ZM56 46H55V45ZM59 44V45H58ZM82 44V45H81ZM84 44H85V46H84ZM94 46H93V45ZM98 44V45H97ZM103 44V45H102ZM176 44V45H175ZM212 44V45H211ZM17 45H19L18 46V50H16V51H19L20 50V44H16V47H17ZM54 45V46H53ZM87 45V46H86ZM95 45H96V47H95ZM149 45V46H148ZM194 45V44H193ZM60 46V47H59ZM65 48H64V47ZM91 46H93V47H91ZM179 46V47H178ZM181 46V47H180ZM221 46L223 47V48H221ZM14 47H15V45H14ZM41 47V48H40ZM59 47V49H60V51H61V49H62V51L60 52V53H58L57 54V52H56V54L54 53L55 51H56V48H58ZM71 47V48H70ZM83 47V48H82ZM109 48V50H108V48ZM141 47V48H140ZM195 47V46H194ZM193 46H192V48H194ZM210 47V48H211ZM227 47V48H228ZM53 48V49H52ZM75 48V49H74ZM105 48V49H104ZM115 48V49H114ZM152 48V49H151ZM168 48V49H167ZM175 48H177V49H175ZM181 50H179V49ZM21 49H22V47H21ZM30 49V50H29ZM58 49V50H59ZM69 49V50H68ZM99 49V50H98ZM121 49V50H120ZM185 49V50H184ZM186 49H189V50H186ZM202 49H205V48H202ZM231 49V48H230ZM70 50L72 51L71 53H70ZM76 50V51H75ZM84 50H87V51H84ZM224 50V49H223ZM26 51V52H25ZM108 51V52H107ZM142 51V52H141ZM184 51V52H183ZM188 51V52H187ZM22 52H25L24 54L22 53ZM45 52V53H44ZM59 52V51H58ZM77 52V53H76ZM83 52V53H82ZM152 52V53H151ZM181 52V53H180ZM190 52V53H189ZM12 53V54H11ZM27 53V54H26ZM48 53H49V55H51L52 56V53H53V58H51V59H49V60H53V61H56V62H54L55 63V66H54V63H53V61H50V64H44L45 62H46V55H48ZM73 53H75V54H73ZM87 55H86V54ZM65 56H68V57H64V55ZM79 54V55H78ZM81 54V55H80ZM106 54V55H105ZM151 54V55H150ZM160 54H158V56L160 55ZM192 54V55H191ZM217 54H215V55H217ZM15 55V56H14ZM28 55V56H27ZM54 55L56 56V57H54ZM63 55V56H62ZM85 55V56H84ZM36 56V57H35ZM39 56H40V58H39ZM61 56V57H60ZM73 56V57H72ZM80 56H81V58H80ZM83 56V57H82ZM16 57V58H15ZM79 57V58H78ZM126 57V58H125ZM5 59V60H3V59ZM19 58V59H18ZM29 58V59H28ZM57 58V59H56ZM145 58V59H144ZM18 59V60H17ZM55 59V60H54ZM77 59V60H76ZM82 59V60H81ZM142 59H143V61H142ZM149 59V60H148ZM176 59H178L179 61H177ZM193 59V58H192ZM191 59V60H192ZM14 60V61H13ZM21 60V61H20ZM22 60H24L25 62L27 61V60H29L30 61V63L28 64V62H26V63H21L22 62ZM34 60V61H33ZM44 60H45V62H44ZM69 60V61H68ZM72 60V61H71ZM105 60V61H104ZM11 61L12 62H14L13 64H14V66L15 67H17L18 66V68H16V69H14L13 67H10V66H12V64L10 65V63H11ZM23 61V62H24ZM67 61V62H66ZM78 61H79V63H78ZM110 61V62H109ZM112 61V62H111ZM127 61V62H126ZM145 61V62H144ZM10 62V63H9ZM60 62V63H59ZM63 62V63H62ZM66 62V63H65ZM70 62V63H69ZM130 62L132 63V62H136V65H134V66H131V64H130ZM6 63H8V65L6 64ZM41 63V64H40ZM46 63H48V62H46ZM57 63V64H56ZM62 63V64H61ZM74 63V64H73ZM106 63H107V65H106ZM124 63V64H123ZM148 63V64H147ZM44 64V65H43ZM66 64V65H65ZM72 64V65H71ZM110 64V65H109ZM191 64H193L192 66L195 68V69H197V66H196V63L194 64L193 62L191 63ZM24 65V66H23ZM51 65V66H50ZM115 65V66H114ZM143 65H144V67H143ZM4 66V67H3ZM65 67V68H67V69H65V68H62V67ZM105 66H107V67H105ZM109 66V67H108ZM112 66V67H111ZM157 66H159V67H157ZM3 67V68H2ZM8 67V68H7ZM10 67V68H9ZM39 67H41V69L39 70L38 68ZM44 67V68H43ZM126 67H127V69H126ZM133 67V68H132ZM136 67V68H135ZM145 67H146V70H145ZM12 68H13V70H12ZM26 68V67H25ZM48 68V69H47ZM49 68H51V69H49ZM60 68V69H59ZM110 68V69H109ZM199 68V67H198ZM6 69V70H5ZM10 69V70H9ZM28 69V68H27ZM64 69V70H63ZM112 69V70H111ZM123 71H122V70ZM133 69V70H132ZM155 69V70H154ZM16 70V71H15ZM19 70V71H18ZM23 70V69H22ZM62 72H61V71ZM2 71V72H1ZM25 71V70H24ZM44 71V72H45ZM52 71V72H53ZM59 71V72H58ZM104 71V70H103ZM127 71V72H126ZM136 71V72H135ZM13 72H14V74H13ZM16 72H18V73H16ZM50 72H48V73H50ZM57 72V73H56ZM65 72V73H64ZM123 72H125V73H123ZM137 72H138V74H137ZM10 73V74H9ZM21 73H22V71H21ZM152 75H151V74ZM23 74V73H22ZM66 74V75H65ZM67 74H69V75H67ZM150 74V75H149ZM11 75H13V76H11ZM132 75V76H131ZM144 75V76H143ZM149 75V76H148ZM156 75V76H155ZM53 76V77H52ZM59 76V77H58ZM68 76H70V79H69V77ZM131 76V77H130ZM140 76V77H139ZM145 76H147L146 78L147 79H145L144 77ZM154 76V77H153ZM3 77V78H2ZM89 77V76H88ZM149 77H151V78H149ZM156 77V78H155ZM6 78H7V80H6ZM59 78H61V80L59 79ZM141 78V79H140ZM143 78H144V80H143ZM21 79H22V77H21ZM65 79H66V81H65ZM134 79H135V81H134ZM140 79V80H139ZM149 79V80H148ZM153 79V80H152ZM227 79L228 80H226V82H228V85L226 84V82H225V84L229 87L230 85H231V78H228L227 77ZM230 79V80H229ZM19 80V81H18ZM85 80V79H84ZM83 80V81H84ZM151 80H152V82H151ZM155 80H157V81H155ZM7 81V82H6ZM133 81V82H132ZM146 81V82H145ZM154 81V82H153ZM2 82H5V83H2ZM67 82H68V84H67ZM132 82V83H131ZM144 82V83H143ZM149 82V83H148ZM84 82H82V84H83ZM129 83V82H128ZM143 83V84H142ZM157 83V84H156ZM4 84V85H3ZM16 84V85H15ZM81 84V83H80ZM134 84V85H133ZM145 84V85H144ZM78 85V84H77ZM137 85H138V87H137ZM146 85V86H147ZM53 86H54V84H53ZM56 86V85H55ZM54 86V87H55ZM84 86H85V83H84ZM140 86V87H139ZM151 86V87H152ZM215 86V84L212 86V87H214ZM126 87H127V85H126ZM129 87H130V89H129ZM212 87H211V89H212ZM60 88V89H59ZM72 90H71V89ZM3 89L5 90V91H3ZM7 89V88H6ZM79 89L81 90L80 92L83 94V96L84 95H86L84 98H83V96H81L82 97V99H81V97H80V95H82V94H80L79 93V95L78 94H76V93H78L79 92ZM83 89V90H82ZM215 89V88H214ZM214 89H212V92L214 91ZM217 89H218V87H217ZM217 89L213 92L214 94L216 93V91H217ZM144 90V91H143ZM0 91V92H1ZM10 91H12V89H10ZM66 91V92H65ZM137 91V92H138ZM159 91V90H158ZM158 91H156V90H154L153 92L154 93H152L151 94V92H150V95H151V97L149 96V94L147 95V96H149V97H146V94L144 95L145 97V99L143 98V100H144V103H145V110L147 109V111H149L151 114H153L152 115V118L153 117H156L157 118V116H156V113L157 114H159V113H161L160 111H159V105L157 104V102H159L158 100H159V98H160V101H161V95H159L158 94ZM222 91V92H221ZM29 93L27 94V95H33V94H35V91H33V90H29L28 91ZM148 92V91H147ZM160 92V91H159ZM7 93H8V91H7ZM62 93V94H61ZM70 95H69V94ZM73 93V94H72ZM213 93H210V94H213ZM67 94V95H66ZM154 94H158L159 95V97H153L152 95H154ZM185 94H186V92H185ZM218 94V95H217ZM220 94V95H219ZM234 94V93H233ZM0 95L2 96L3 94H1L0 93ZM74 95V96H73ZM76 95H78V97H76ZM140 95L141 96H143L142 95V93H140ZM182 95H184V93L182 94ZM231 95H232V93H231ZM230 95V93H227V92H225V91H223V87L221 88V89H218V93H216L214 96H215V98L214 99H216V96H219V98H221V99H223V100H221V99H219L218 100V102L220 101V103H221V105L222 106H224L223 105V103L224 104H229L227 101V98H231L232 96ZM1 96H0V104H2L3 103V101H1L2 99H3V96H2V98H1ZM5 96L6 95H4V98H5ZM66 96V97H65ZM67 96H70V97H67ZM214 96H212V95H210L209 97H211L210 99L209 98H198V96H197V98H196V96H194L193 94L190 96V98H189V96H188V98L189 99H187L188 101H189V106L188 105H185V106H188L187 107V109H185V107H184V111H185V115H183V112H182V116L184 117L183 118V120L185 121V118L187 117V115H188V117L189 116H191V117H189L190 119H191V121L193 122V119H192V117L194 118L195 117V119H196V124L197 125H190V126H188L187 125V123L185 124V125H187V129L189 130H191L192 129V131H193V127H194V131L195 130H197L198 129V131L200 130L199 128H203V127H201V125L203 126V124L201 123V121H202V119L199 121V119H197V116H201L202 114H206L207 112H209V110H211L212 108H214V107H217L216 106V104L214 105V104H212V106H210V102H209V100H211L212 102L214 101V99H212ZM62 97V98H61ZM65 97V98H64ZM75 97V98H74ZM80 97V98H79ZM67 98V99H66ZM73 98V99H72ZM128 98H129V96H128ZM148 100H147V99ZM152 98V99H151ZM158 98V99H157ZM67 100V101H65V100ZM69 99V100H68ZM155 99V100H154ZM157 99V100H156ZM192 99H193V101H192ZM202 99V100H201ZM217 99H218V97H217ZM227 100V101H224V100ZM4 100V99H3ZM135 101H137L136 99H134ZM208 100V101H207ZM58 101V102H57ZM73 101V102H72ZM81 101V102H80ZM84 103H83V102ZM163 101V100H162ZM180 101H182L181 103L182 104H180L179 102ZM179 102H178V100H177V102L179 103V106L178 107H180V106H182L183 104H184V100H180ZM184 101V102H183ZM202 101V102H201ZM216 101V100H215ZM222 101H224L223 103H222ZM229 101H230V99H229ZM5 102V101H4ZM218 102L216 101V103H217V105H218ZM25 104H23L25 107H27V103L26 102H24ZM63 103V104H62ZM70 103H73V104H70ZM81 103V104H80ZM85 103V104H86ZM136 103H138V102H136ZM4 104V103H3ZM134 104L135 103H133L132 105H131V107H133L134 106ZM198 104V105H197ZM209 104V105H208ZM70 105H72V106H70ZM83 105V106H82ZM177 105V104H176ZM213 105H214V107H213ZM227 105H225L226 107H227ZM2 106V105H1ZM1 106H0V108H1ZM135 106H136V104H135ZM192 106V107H191ZM3 107V106H2ZM209 107H211V109H209ZM76 108V107H75ZM81 108H80V110H81ZM138 108V107H137ZM162 108L164 109V111L163 112H165L166 111V109H165V107L164 106H162ZM191 108V109H190ZM223 108V107H222ZM198 109V110H197ZM204 109V110H203ZM205 109H207V110H205ZM224 109V108H223ZM223 109H221L216 115L214 114V113H212V112H215L214 110H216V108L215 109H213V110H211L212 112H209L210 114H212L213 115V117H214V115H215V117L217 116V115H219V113L221 112H223V111H225L226 113H222L221 114V116H220V118L218 117H216V120H219V122H218V125H219V127H218V125L215 127V126H213V128L215 127V128H217L218 127V130H220L219 128H220V124H222L223 123V125H225V126H223V125H221V127H226L225 128V130L233 123H240V124H242V120L241 119H239L238 118V116H240V114L242 113V111L243 110H239L238 112H236V113H234V115H236V118L238 119V120H240V121H238V122H236L237 120H236V118L234 117V115H233V113H230V112H227V111H229V110H227V109H229V108H226L225 110H223ZM1 110V109H0ZM79 110V111H80ZM190 110L192 111V112H190ZM223 110V111H222ZM261 109H259L258 110V112L260 111ZM264 110V109H263ZM263 110H261L262 112H264ZM81 111H83V110H81ZM80 111V112H81ZM186 111H188V112H186ZM196 111V112H195ZM260 111V112H261ZM28 112H29V110H28ZM28 112H26V114L28 115ZM73 112V111H72ZM195 112V113H194ZM259 112V113H260ZM31 113V112H30ZM166 113V112H165ZM193 113V114H192ZM208 113V114H209ZM216 113V112H215ZM237 113H238V116H237ZM240 113V114H239ZM187 114V115H186ZM232 114V115H231ZM166 115V114H165ZM223 115V116H222ZM225 115V116H224ZM230 115V116H229ZM55 116V117H54ZM58 116V115H57ZM204 116V115H203ZM208 116V115H207ZM229 118H228V117ZM254 116H256V115H254ZM50 117L52 118V119H50ZM49 117V119L51 120V122H50V120L49 119H47V122L46 123H44V128L43 129H41V130H43V131H41L42 133H41V135L43 136V138L41 137V135H39V137L40 138H42V140L40 139V138H38L37 139V141H36V143H37V145H39V144H45V143H47L48 144V142H49V144L51 143L52 144V141H55L56 140V138H57V134L54 132V129H55V126H54V124H55V120H58L60 117L58 116V117H56V115H51ZM167 117V116H166ZM164 117L165 119H164V121L167 123V128L168 127H170V128H174L173 127V125L171 126L170 125V121H169V117ZM181 117V116H180ZM187 117V118H188ZM198 117V118H199ZM234 117V118H233ZM188 118V119H189ZM226 118V119H225ZM232 118V119H231ZM168 119V120H167ZM187 119V121H189ZM231 119V120H230ZM234 119V120H233ZM255 119H256V117H255ZM52 120H53V122H52ZM68 120V119H67ZM224 121V122H222V121ZM236 120V121H235ZM259 120V119H258ZM98 122H100V120H98V119H96V120H92V122H91V120L89 121V122H86L85 123V127L86 128H91V129H84V133L83 134H81V138L82 137H84V138H82L83 140H82V142H79V143H81V144H79L78 146H74V145H72L73 146V149L69 146V147H67V148H69V150H67V148L64 150V151H62L61 152V154H59V164H57V166L55 165V167L53 166V167H51V169H52V171H54V172H50V173H52V174H48L49 176H51L50 177V179L52 180V182L54 181V182H58V181H60L61 179H63V173L61 172V171H64L65 169L63 168V166L65 165V162L66 161H63V160H68L69 159V157H72V156H74V155H77V154H80L81 155V159L78 161V160H76L77 161V163H81L80 165L78 164L77 166H76V168L75 169H73L74 171H76L72 176H74L76 173L77 174H79V167L82 165H84V166H86V165H88V166H90L91 164L90 163H94V161L95 162H97V164H99V161H100V157H101V155H104L106 152H109V150H112V151H110L111 153H113V154H116V155H118L119 153L121 154V153H123V152H125V150H126V148H129V150L126 152L127 153V157L124 159V161L122 162L121 160H114V161H112L113 160V157H111V159L107 162V165H108V170L106 171V170H104V171H106L105 172V174H102V175H100V176H102V177H99V179H97L98 178V176L96 175L97 174V170L99 171L100 170V172H101V169H100V167H95L94 169H95V171L94 170H92L93 169V167L91 168V171H92V173H91V177L85 182V181H83L82 182V180L81 181H75V183L74 182H71L70 183V185H69V187L66 185V189L68 190H75V191H77V192H80V193H82V194H80L81 196L79 197V194L77 195L78 197L77 198H75L76 199V201H75V199H74V202H75V204H76V202L78 203V204H80V208H79V205L78 204H74L73 206L75 207V206H77L76 207V209L77 208H79L78 209V211L79 210H81V208H84L85 206H86V204L85 203H87V205L88 206H95L96 207V209H98V211H101V212H103V211H105V208L104 207H107L108 205H109V207L111 206V205H113L114 204V206L115 205H117V209H118V205H119V207L121 208V209H124L123 207L127 204H133L132 206H134L135 205V210H137V211H132V214H130V211H127L126 209H125V211H120V212H117V214H113V213H111L110 214V211H109V214H110V216H108L109 217V219H107V217L105 218L104 217V219H103V221H104V224H103V222H101L102 221V219L101 220H96V222H95V219L94 218H91L90 216H86V217H90L89 218V220H90V222H89V220H87L86 218H84V221H82L81 220V223H79L80 225L79 226H75L74 224H76L77 222H80V220L79 219H77V218H70L69 220H66V221H63V222H59L60 224L62 223V225L64 226H66L67 225V223L66 222H69V225L72 223V225H70V226H68V227H66L67 229H64L65 228V226L62 228V226H60L59 225V223H57V225H58V227H56L55 225H56V223L53 225V227H51V228H53L52 229V231H51V228L48 230V228L49 227H41V226H39L38 225V227H37V225H36V228H34V230H28V231H26V234L28 235V233H29V235L28 236H25V237H27V238H30L31 237V235L33 234V232L32 231H34V233H36V235L35 234H33L34 236H32V238L33 239H35L33 242L35 243V241L37 242H39V244H37V246L39 247V245H40V248L42 249V248H49L48 246L49 245H51L50 243H46V240H44L45 241V243L47 244L46 246H45V244H44V242L43 241H41V238L42 239H44L45 237H43V234L45 235L46 233L48 234L49 233V235L52 233V238H50L51 236H49V238L50 239H52V240H54V241H50V239L47 237V234H46V238H48L47 240L48 241H50V242H52L53 243V247H54V249L52 248V245H51V248L50 249H48V251L46 252L45 251V249H44V251H41L40 249L37 251V247H36V245L34 244V243H32V244H34L35 246H31V245H27V244H25L24 246H23V248H24V250H27L26 248H28V254H30V255H28L27 254V252H26V254H27V257L28 258H30V256L32 257L31 259L35 262V264H36V262L37 261H39V259L41 258V260H43V264L45 263V264H48L47 262H49L50 260H52L53 261V259H55L56 261H58V259H63V260H65L66 259V256H64V255H67V253H71L72 252V250H74L75 251V253H77L78 255L79 254H82V256L83 257H80L79 259L80 260H82L81 262H79V260H78V262H76V263H74V264H261V263H264V261H263V259L262 258H264V249L262 248L261 249V246H264V231H262V232H260V231H258L257 229H256V227H254L257 223V217H258V215L259 214H261L262 213V215H263V212H261V208H262V205L264 204V202H263V199H261L260 198V200H258V199H251V201L252 202H250V199H248V200H246V199H242V197H239V196H241V195H239L238 196V194L239 193H241V192H243V190L242 189H244V188H242V185H240V182L239 181H235V183H237V184H235L234 183V179H236L235 178V175H234V173L237 171V170H235L237 167H240V166H238V165H236L237 167L235 168V162H236V164L238 163L237 161L238 160H236L235 158H234V156H232L233 157V159H235L236 161H234V160H232V158H227L228 159V161H227V159H226V161H224L225 159L224 158H221L222 156L221 155H219L220 157H219V160L220 159H222V162H221V160H220V162H219V165H221V166H223L222 168L224 169V166L225 167H227V169H226V172H225V175L223 176V178H225V180L224 181H222L223 183H220L219 182V184H218V186H217V184L215 185V188H217V189H219V193H220V190L222 191L221 193H223L222 195L224 196L223 197V199H224V201L223 202H225L224 203V205L226 206L227 205V208L226 207H224V208H226V209H228V210H226V212H225V214L223 215L224 217L223 218H221V219H219L218 218V216L216 215V217H214V219H215V221L214 222H217V220L219 219V221H218V224H216V226L215 225H213L214 224V222H213V224H211L210 225V223L214 220H212V218H211V220H209V222L208 221H206V223L205 224H203V226H201L200 225V221H199V219L198 218H194L195 217V213L193 214L194 216L193 217H191V219L189 220V216H186V214L188 213L187 211H181L180 209H177L176 208V206L177 205H173V203H172V201L173 200H175L176 198L178 199L179 197H181L182 195L184 196L185 195V193H183L182 194V192H183V190H181V188L182 187H184L185 188V186H186V190L187 191H190L191 189L193 190L194 188H196V186L198 185L199 186V184L201 183V184H203L202 182L204 181V179H206L207 177H206V174L208 173H206V171H204V170H206L207 169V166H210V168H212V170L210 169V170H208V171H211V172H209L210 173V177H211V173H212V171L214 172V170H213V168L214 167H217V166H214V165H212V164H209L208 162H209V160L210 159H208V162L207 161H205L204 160V163H207V165L205 166V165H203V160L201 159V158H204L203 156L201 157V155H204L205 156V158L206 157H211V160H212V158H214V156L213 155H211V153L209 154V153H206V152H208L209 150H212L213 149V152H217V151H219L218 153H220V152H223V150H225L226 152L228 151V150H230V151H235L236 152V154H237V156H238V154H240L239 153V151L242 149V147H241V144H239L240 142L239 141H241V137H239L240 138V140L238 139V135H237V133H234V134H236V136H234V135H232L231 134V136L229 137V138H227V141L225 140V139H222L223 141L221 142V141H217V138H215V140H214V142H212V143H208L207 141L209 140V138H208V140H206L207 139V137H206V139L204 138V137H202V136H204V135H202V136H199V132L197 131V132H195L193 135L194 136H191V137H189V138H187L186 139V135H185V137L184 138H182L181 140H188L189 139V141H183V142H181V143H179L180 145V147H182V146H186V145H188V146H190V148L191 147H193V148H191V149H193V152H194V150H195V152L194 153H196V152H198V153H196L197 155H199V157L195 154L194 156L192 155V153H190V151H192V150H188V149H190V148H188L187 149V147H186V149L188 150V152H187V150L185 149L184 151H185V154L182 156V154L181 153H179L178 154V152H176V154H178V155H176L175 153V155L174 154H170V155H165V157L163 158V160H164V162H163V160H162V158H161V160L160 161H162V162H159L160 164H159V166H155V168L153 167V168H148V167H145V165H149V164H154L155 162L152 160V159H150V158H145V159H143L141 156V152H139L140 151V149H141V141L140 140H138L137 142L135 141L134 142V140H133V144L131 143L130 144V142H132V139L131 140H129L130 139V137H127V138H129L128 139V141L126 140L127 138L124 136V134L126 133L125 131H124V134L123 135H121L120 137H123V142H124V140H126V142H124V143H126V144H123V142L121 141V139L122 138H118L117 139V137H112V136H109V134H110V132H111V130H109V129H107V128H100L101 126H99L98 124ZM222 122V123H221ZM225 122L226 123H228V124H225ZM67 123H68V121H67ZM95 124V126H94V124ZM201 123V124H200ZM244 123V122H243ZM88 124H91V126H92V124H93V126L91 127H89V125ZM217 124V123H216ZM215 124V125H216ZM240 124H238V125H240ZM96 125H97V127H96ZM169 125V126H168ZM0 126H1V123H0ZM54 126V127H53ZM88 126V127H87ZM155 126V125H154ZM193 126V127H192ZM196 126H197V128H196ZM198 126H199V128H198ZM18 128V126H15V128ZM84 127V128H85ZM191 127V128H190ZM52 128V129H51ZM54 128V129H53ZM196 128V129H195ZM223 128L220 130V131H222L223 130ZM230 128H231V126L228 128L229 130H230ZM255 128H257V127H255ZM99 129V130H98ZM155 129H156V126H155ZM169 129V128H168ZM92 130V131H91ZM96 130H97V132H96ZM156 130H158V129H156ZM171 130V129H170ZM169 130V131H170ZM202 130V129H201ZM224 130V132L222 131V133H224L225 134V131ZM228 130V131H229ZM259 130V129H258ZM173 131V130H172ZM182 131H184L185 132V134H187L188 132H187V130H182ZM193 131V132H194ZM215 131H217L216 129H215ZM220 131H217V133L216 134H218L219 133V136L221 135V132ZM52 132V133H51ZM54 132V133H53ZM139 132V134H141V132H140V130L138 131ZM137 132V133H138ZM253 132V135H251V133ZM251 132V130H250V134H248L249 136V138L250 139H246V140H248V142H244V141H246V140H242L241 141V143H242V146L243 147H245L243 144L245 143V144H251V143H253V141H251V139L253 140V139H255V138H257L256 137V135L254 134L255 132H259L260 133V130L259 131H257V129H256V131L254 130V131H252ZM91 133V134H90ZM121 134L123 133L122 131L120 132ZM119 133V134H120ZM202 133H203V130H202ZM230 133H232L231 132V130H230ZM229 133V134H230ZM52 134H53V136H52ZM56 134V135H55ZM86 134V136H84ZM95 134V135H94ZM138 134V135H139ZM182 134H184L183 132H182ZM203 134H205V132L203 133ZM224 134H222L223 136H224ZM91 135V136H90ZM107 135H108V137H107ZM110 135H112V133L110 134ZM126 135H128V133L126 134ZM137 135V136H138ZM196 135V136H195ZM198 135V136H197ZM228 135V134H227ZM251 135V136H250ZM184 136V135H183ZM233 136V137H232ZM258 136V135H257ZM54 139H53V138ZM56 137V138H55ZM94 137V138H93ZM119 137V136H118ZM124 137H125V139H124ZM135 137V136H134ZM182 137V136H181ZM194 137V138H193ZM196 137V138H195ZM199 139H198V138ZM255 137V138H254ZM53 140H52V139ZM108 138L110 139V141L108 140ZM136 138V137H135ZM190 138H193V140H191L190 141ZM234 138V139H233ZM137 139V138H136ZM194 139H196V140H194ZM228 139H230V140H228ZM239 141H238V140ZM258 139H260L259 137H258ZM258 139H255V140H257L258 141ZM41 140V141H40ZM85 140V141H84ZM121 142H120V141ZM199 140V141H198ZM206 140V141H205ZM213 141V139H210L209 140V142L210 141ZM218 140H219V137H218ZM233 140V141H232ZM254 140V144L256 143L258 146H263L264 145V141L262 140V139H260V142H257V141H255ZM66 141V140H65ZM84 141V142H83ZM197 141L200 143V144H198L197 143ZM205 143H204V142ZM224 141H226V143L224 144ZM250 141V142H249ZM261 141H263V142H261ZM42 142V143H41ZM128 142V143H127ZM206 142L211 146V148H210V146L207 144V145H205L206 144ZM238 142V143H237ZM39 143V144H38ZM94 143V144H93ZM99 143H100V145H99ZM122 143V144H121ZM233 143H235V144H233ZM262 143V144H261ZM48 144V145H49ZM50 144V145H51ZM129 144V145H128ZM185 144V145H184ZM224 144V145H223ZM236 144H237V146H239L241 149H239V151H238V153H237V146H236ZM248 144H247V146H248ZM89 147H88V146ZM182 145V146H181ZM203 145H204V148H207V147H205V146H208V150L207 149H201L202 147H203ZM233 145H235V146H233ZM47 146V145H46ZM214 146V147H213ZM232 146V147H231ZM246 146V147H247ZM250 146H253L252 144L250 145ZM78 147V148H77ZM86 147V148H85ZM98 147V148H97ZM121 147V148H120ZM197 147V148H196ZM199 147H201V148H199ZM75 148H77V149H75ZM84 148V149H83ZM111 148V149H110ZM184 148V147H183ZM210 148V149H209ZM217 148H218V150H217ZM71 149V150H70ZM125 149V150H124ZM214 149H216V151L214 150ZM223 149V150H222ZM76 152H75V151ZM85 150V151H84ZM198 150V151H197ZM201 150H203V152L205 151V153H203ZM65 151H66V153H65ZM74 151V152H73ZM81 151V152H80ZM91 151H93V152H91ZM133 151V152H132ZM183 151V150H182ZM184 151L182 152V153H184ZM200 151V152H199ZM230 151H228V152H230ZM69 154H68V153ZM90 152L92 153V154H90ZM98 152H100V153H98ZM115 152V153H114ZM135 152V153H134ZM201 152L203 153V154H201ZM209 152H212V151H209ZM67 154V155H66ZM85 154V155H84ZM140 154V155H139ZM210 156H209V155ZM221 154V153H220ZM174 157H173V156ZM188 155V156H187ZM190 155V156H189ZM192 155V156H191ZM206 155H208V156H206ZM61 156H62V160H61ZM129 156V157H128ZM228 156H229V153H228ZM79 157V156H78ZM87 157V158H86ZM95 157H97V158H95ZM182 157V158H181ZM197 157V158H196ZM65 158V159H64ZM99 158V159H98ZM128 158V159H127ZM171 158V159H170ZM177 158V160H175ZM199 158H200V160H199ZM216 158H217V156H216ZM86 159H88V160H86ZM115 159V158H114ZM224 159V160H223ZM70 160H71V158H70ZM98 160V161H97ZM155 160V159H154ZM207 160V159H206ZM210 160V161H211ZM218 160V159H217ZM230 160V161H229ZM75 160H72V162L74 163V166L73 167H75V163H76V161L74 162ZM81 161V162H80ZM84 163H83V162ZM86 161V162H85ZM120 161V162H119ZM169 161V162H168ZM178 161V162H177ZM195 161L197 162L196 164H195ZM224 161V162H223ZM112 162V163H111ZM135 162V163H134ZM145 163V165L143 164V163ZM172 162V163H171ZM175 162V163H174ZM186 162V163H185ZM200 162V163H199ZM60 163H61V165H60ZM62 163H64V165L62 164ZM188 163V164H187ZM95 164V166H97L96 165V163H94ZM94 164H92L93 166H94ZM113 164V165H112ZM141 164H142V166H141ZM182 164V165H181ZM184 164H185V166L187 167V171H188V173H187V171L186 172H180V173H182L180 176H179V171H181V169L183 170L184 168L186 169V167L184 166ZM194 164V165H193ZM198 164V165H197ZM231 164V165H230ZM4 165V164H3ZM233 165V166H232ZM67 166H69V168L71 167V168H73L71 165H69V164H67V165H65V167H66V170H67ZM114 166H115V168H114ZM125 166H126V168H125ZM154 166V165H153ZM174 166H176V168H180L181 167V169H176ZM180 166V167H179ZM184 166V167H183ZM211 166H213V167H211ZM3 168H1V172L0 173H2V171L5 169H7L5 166H2ZM5 167V168H4ZM156 167H158L157 169H156ZM160 167V168H159ZM61 168H63L64 170H62ZM82 168V167H81ZM102 168V167H101ZM128 168H130L129 170H128ZM135 168V169H134ZM206 168V169H205ZM234 168V169H233ZM60 169V170H59ZM76 169H78V170H76ZM97 169V170H96ZM148 169V170H147ZM156 169V170H155ZM160 169V170H159ZM175 169H176V171L178 172H176L175 171ZM209 169V168H208ZM217 169V168H216ZM229 169V170H228ZM103 170V169H102ZM150 170V171H149ZM153 170L155 171V173L153 172ZM163 170V171H162ZM172 170H174V172L172 171ZM179 170V171H178ZM198 170H199V173H198ZM233 170V171H232ZM58 171V172H57ZM78 171V172H77ZM134 171V172H133ZM162 171V172H161ZM167 171V172H166ZM184 171V170H183ZM4 172V171H3ZM130 172V173H129ZM159 172V173H158ZM166 173V174H164V173ZM203 172H205L206 174L204 175V173ZM223 172V173H224ZM61 173H62V176H61ZM94 173V174H93ZM103 173V172H102ZM107 173V174H106ZM169 173V174H168ZM170 173H171V175H170ZM185 173H187L188 175H190V177L187 175V174H185ZM198 173V174H197ZM54 174V175H53ZM77 174L75 175V176H77ZM100 174V173H99ZM138 174V175H137ZM141 174V175H140ZM156 176L157 174V176L155 177L154 175ZM195 174V175H194ZM1 175V174H0ZM46 176V178H48L49 179V176ZM131 175V176H130ZM167 175V176H166ZM184 175V177H185V179L187 180V178L189 179V178H191V182H189L188 180V182H186V185H184V184H181V183H179L181 180H182V182H184V179H182L183 176ZM186 175V176H185ZM208 175V174H207ZM95 176V177H94ZM97 176V177H96ZM137 176V177H136ZM226 176V177H225ZM232 176V177H231ZM55 177V178H54ZM92 177H93V179H92ZM105 177V178H104ZM181 177V178H180ZM197 177H198V179H197ZM206 177V178H205ZM133 178V179H132ZM227 178V179H226ZM231 178H233L232 180V182L234 183H232L233 184V186H232V188H230L231 187V184L229 185V189H232V190H228V185H227V181L229 180V179H231ZM49 179V180H50ZM58 179V180H57ZM95 179H97V180H95ZM170 179V180H169ZM194 179V180H193ZM197 179V180H196ZM50 180V181H51ZM56 180V181H55ZM203 180V181H202ZM209 179H207V181H208ZM100 181V182H99ZM201 181V182H200ZM1 182V181H0ZM43 182V181H42ZM88 182V183H87ZM170 182V183H169ZM194 182V183H193ZM200 182V183H199ZM204 182H206V180L204 181ZM228 182H230L231 183V181H228ZM239 182V183H238ZM78 183V184H77ZM141 183V184H140ZM196 183V184H195ZM199 183V184H198ZM178 184V185H177ZM179 184H180V186H179ZM193 184V185H192ZM220 184H221V186H220ZM225 184V185H224ZM229 184V183H228ZM104 185V186H103ZM143 185V187H141ZM188 185H190V187H191V189H190V187H188ZM196 185V186H195ZM226 185H227V187H226ZM159 186V187H158ZM174 186V187H173ZM176 186V187H175ZM181 187L180 189L178 188V187ZM225 186V187H224ZM58 187V186H57ZM62 187V186H61ZM101 187V188H100ZM104 187V188H103ZM190 189H188V188ZM193 187V188H192ZM59 188V187H58ZM140 188H142V190L140 189ZM175 188H177V189H179V190H181L182 192H180V191H178L177 189H175ZM183 188V189H184ZM228 190V191H226V189ZM127 189V190H126ZM158 189V190H157ZM185 189H184V191H185ZM57 190V189H56ZM60 190H63V189H60ZM59 190V191H60ZM68 190V191H69ZM58 191V190H57ZM67 191V192H68ZM61 192V191H60ZM62 192H64V190L62 191ZM88 194H87V193ZM169 192V193H168ZM180 194H179V193ZM235 192H236V194H235ZM91 193V194H90ZM108 193V194H107ZM126 193H127V195H126ZM93 194V195H92ZM182 194V195H181ZM242 194V193H241ZM86 195V196H85ZM96 195V196H95ZM123 195V196H122ZM158 195V196H157ZM179 195H181V196H179ZM115 196V197H114ZM122 196V197H121ZM133 196V197H132ZM134 196H135V198H134ZM169 196H171V198L169 197ZM186 196V195H185ZM79 198L82 200V201H80L79 200ZM86 198H88L87 199V201H86ZM95 198V199H94ZM109 198V199H108ZM183 198H185V197H182V198H179V199H183ZM77 199H78V201H77ZM90 199V200H89ZM102 199V200H101ZM111 199V200H110ZM115 199V200H114ZM130 199V200H129ZM163 199V200H162ZM170 199H172V200H170ZM176 199V200H177ZM178 199V200H179ZM97 200V201H96ZM175 200V201H176ZM187 200V199H186ZM226 200V201H225ZM255 200H257V202H255ZM93 203H92V202ZM260 201H262V202H260ZM80 202V203H79ZM96 202V203H95ZM107 202H108V205H107ZM131 202V203H130ZM178 202V201H177ZM248 202V203H247ZM254 202V203H253ZM89 203V204H88ZM95 203V204H94ZM111 205H110V204ZM121 203V204H120ZM138 203V204H137ZM245 203V204H244ZM107 206H106V205ZM258 204H260V205H258ZM262 204V205H261ZM97 205V206H96ZM131 205H128V206H131ZM49 207L50 206H53V205H48ZM82 206V207H81ZM99 206V207H98ZM101 206H102V208H101ZM163 208H165V209H161L162 207ZM258 209H256L255 207ZM261 206V207H260ZM98 207V208H97ZM113 206H111V208H112ZM263 207H264V205H263ZM110 209V208H109ZM114 209H116L115 207H114ZM116 209V210H117ZM139 209V210H138ZM157 210V209H161L162 211L161 212H163L164 210L167 212V215H166V212H163V213H159V211L160 210H157V211H153V210ZM171 209V210H170ZM254 209V210H253ZM72 210H74L75 211V209H73L72 208ZM103 210V211H102ZM116 210H115V212H116ZM120 210V209H119ZM118 210V211H119ZM134 210V209H133ZM179 210H180V212H179ZM264 210V209H263ZM73 211V212H74ZM97 211V212H98ZM106 211H108V208H107V210ZM112 211V210H111ZM76 212V211H75ZM135 212H137V213H135ZM155 213V216H154V213ZM156 212H158V213H156ZM182 212V213H181ZM184 212V213H183ZM187 212V213H186ZM121 213V214H120ZM126 214V216H123V215H125ZM129 213V214H128ZM186 213V214H185ZM255 213L256 214H258V215H256L257 217L254 219V217H255ZM75 214V213H74ZM73 214V215H74ZM159 216H158V215ZM174 214V215H173ZM189 214V213H188ZM187 214V215H188ZM86 215V214H85ZM116 215H120V219H118V218H115V219H113V216L114 217H118V216H116ZM178 215H180V216H178ZM191 215V214H190ZM215 215V214H214ZM213 215V216H214ZM261 215V216H262ZM3 216V218H5L4 216L5 215H3V214H0V219H3V218H1ZM186 216V217H185ZM71 217H74V216H71ZM112 217V218H111ZM121 217H123V218H121ZM181 217V218H180ZM259 217H260V215H259ZM153 218H155V219H153ZM194 220H193V219ZM216 218H217V220H216ZM85 219L87 220L86 222H85ZM94 219V220H93ZM107 219V220H106ZM112 220V222H111V220ZM188 219V220H187ZM94 221V222H92L91 223V221ZM115 220V221H114ZM117 220V221H116ZM192 220V221H191ZM221 220V221H220ZM255 220V221H254ZM109 221V222H108ZM114 221V222H113ZM190 221V222H189ZM198 221V222H197ZM211 221V222H210ZM254 221V222H253ZM74 222H76V223H74ZM188 222V223H187ZM198 224H197V223ZM91 223V224H90ZM107 223V224H106ZM254 223V224H253ZM100 224V225H99ZM73 225L75 226V229L74 228H72L73 227ZM76 225H78V224H76ZM92 225H93V228H92ZM207 227H206V226ZM85 226H87L90 230H89V233L92 231V236L90 237V239L89 238H87L86 240H88V241H90L91 242V245H90V242H88L87 241V243H88V245H87V243H86V241L85 242H83L84 241V239H80L81 237L83 238V235H81L82 233H84L85 235H84V237L85 236H87V234L90 236L91 235V233L89 234L88 233V231H87V234H86V232L84 231V232H82V230H81V228H84ZM91 226V227H90ZM62 228L61 230H66V231H64L65 233H67L66 235H65V233L62 231H60V228ZM70 227V228H69ZM100 227V228H99ZM196 227V228H195ZM199 227V228H198ZM211 227V228H210ZM33 228H30V229H33ZM37 228L40 230V228L42 229V228H44V229H42V230H44V231H46V230H48V232L46 231V233L44 232V231H42L41 230V232H39V230H37ZM45 228H46V230H45ZM197 228H198V230H197ZM210 228V229H209ZM70 231H69V230ZM79 230L80 232H75L77 235H78V237L76 236V239H77V241H75V239L74 240H72L71 239V237L69 238L68 236L69 235H73L74 236V232L72 231V230ZM98 229V230H97ZM39 232V234H38V232ZM51 231V232H50ZM68 231V232H67ZM72 231V232H71ZM96 231V232H95ZM28 232V233H27ZM60 232L63 234V235H60ZM69 232H71L72 234H70ZM82 232V233H81ZM68 233H69V235H68ZM81 233V234H80ZM96 233V234H95ZM40 234H42L39 238L37 237V235H40ZM75 234V235H76ZM81 237H80V236ZM95 235V236H94ZM63 238H62V237ZM34 237H37V239L38 240H36V238H34ZM68 237V238H67ZM88 237V236H87ZM18 238V237H17ZM17 238L15 237V239L17 240ZM45 238V239H46ZM60 238H61V240H60ZM91 238H95V239H91ZM32 239V240H33ZM39 239H40V241H39ZM78 239H80V240H78ZM26 240V239H25ZM82 240V242H80ZM27 242L29 241V243H30V241H31V239L30 240H26ZM74 241L77 243V244H75L74 243ZM25 242V241H24ZM32 242V241H31ZM26 243V242H25ZM56 243H59V244H56ZM83 243V244H82ZM86 243V244H85ZM118 243V244H117ZM82 244V245H81ZM85 244V245H84ZM5 246V245H4ZM4 246H2L3 248H4ZM64 247V249H66V252H65V250L63 249V247ZM84 246V247H83ZM1 247V246H0ZM6 248H7V246H5ZM26 247V248H25ZM3 248H0L1 250L3 249ZM6 248H4V249H6ZM89 248V249H88ZM3 249V250H4ZM7 249H9V247L7 248ZM30 249V250H29ZM76 249H77V252H76ZM31 250H33V252L34 251H37V253L35 254V252L34 253H32V251ZM60 250H62L61 252H59ZM71 250V251H70ZM78 250H79V252L81 251V253H78ZM114 252H113V251ZM8 252H10L9 250H7ZM40 251V252H39ZM31 252V253H30ZM46 252V253H45ZM65 253V254H64ZM75 253H73V254H75ZM11 254V253H10ZM10 254H8L6 251H4V252H2V251H0V264H2L1 262H3V264H7V263H11V261H9V262H7L8 261V257H9V260L11 259V255ZM76 254V255H77ZM37 255V256H36ZM69 255V254H68ZM8 256V257H7ZM39 256V257H38ZM70 256H72V254L70 255ZM69 256V257H70ZM19 257H21L20 255H19ZM19 257L17 258V256H16V261L18 262L20 259H19ZM42 257H44V258H42ZM72 257H74V256H72ZM77 257V256H76ZM79 257V256H78ZM77 257V258H78ZM22 258V260L21 261H24L23 259H26L25 261H27V259L28 258H25V256H24V258H23V256L21 257ZM39 258V259H38ZM13 259H14V257H13ZM19 259V260H18ZM30 259V260H31ZM37 259V260H36ZM46 259H47V261H46ZM48 259H50L49 261H48ZM12 260V259H11ZM31 260V261H32ZM41 260H40V262H41ZM54 260V261H55ZM62 260V261H63ZM225 260V261H224ZM16 261H14V260H12V262L13 263H11V264H15L16 263ZM46 261V262H45ZM62 261H60V263L62 264ZM77 261V260H76ZM5 262V263H4ZM34 262H32V263H34ZM39 262V263H40ZM75 262V261H74ZM21 263H25V262H21ZM38 262H37V264H39ZM50 263V262H49ZM58 263H59V261H58ZM63 263H65V262H63ZM73 263V262H72ZM72 263H65V264H72ZM19 264V263H18ZM40 264H42V263H40ZM53 264H54V262H53ZM55 264H56V262H55Z\"/></svg>",
    "mask_w": 264,
    "mask_h": 264
}]
</instances>
